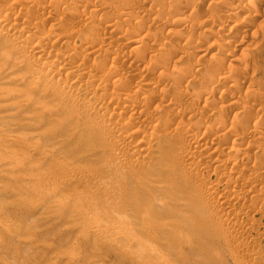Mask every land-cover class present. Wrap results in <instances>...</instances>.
<instances>
[{
    "label": "bare ground",
    "instance_id": "obj_1",
    "mask_svg": "<svg viewBox=\"0 0 264 264\" xmlns=\"http://www.w3.org/2000/svg\"><path fill=\"white\" fill-rule=\"evenodd\" d=\"M29 1L31 2V0H29ZM29 1L24 2L22 0H6V1L0 0V81L3 84H5V85L9 84V85L13 86V87L7 88L5 90L4 89H0V121H1L0 123H3V124L4 123H9V121L11 119H14L17 116H20V118L23 117L25 119L24 122H22V123L20 122L21 123L20 125L22 127L30 129V131H31V133H29V131H27L28 134H30V135L25 137V136L20 135V133H19V135H16L14 133V131L12 130V126L10 128L8 124H6V125H8V128H10L12 130V132L4 130V129H1V127H0V179L1 178L2 179L3 178H7V179H9L11 181L20 182L19 183L20 185L15 182V184L19 185V188H18V190L16 189V191H14V192L10 190V194H11V192H13V193L16 192L17 195L19 194L18 196H21V198H23L22 197L23 195H21V193L23 194V192H24V194H25V192L26 193L27 192H31L30 190H32V193L34 191L36 193L38 192V194H43L44 196L52 199V201L49 200V203H47L48 205L46 204L47 206H44L42 201L39 199V197L43 198V196H40L38 194L37 195L34 194L35 196H39V197H36L34 202L30 200L32 202L30 205L33 208H35V209L44 207V210L46 209L47 212H49V211L53 212V211H56L57 209L62 208V207L70 208L69 216L68 217L65 216V213H64V218L67 217L69 219L67 220L65 218L66 221L71 222V224L74 223V228L76 230H78V233L82 234L81 235L82 237L83 236L87 237L89 235H92V236L95 235V236H98V237L100 236L101 238H103V240L107 239L108 241H114V240L116 241L118 239H121V240L130 242V243H127V244L136 243L140 247L142 244H146L147 243V241H146V243L144 242L143 236L144 235L148 236V235H151V234H148L149 228L141 226L142 225L141 222L143 220L140 221V223H139L141 225L137 226L134 223V221L138 220V218H136V216H135V213L134 214L118 215V212H117L118 216H116V214H114L115 212H111V211H114V209H112V210L109 209V211L111 212L109 215H111V214L113 216L115 215L113 217V219H111L112 221L109 222L108 220L106 221L103 216H101L99 213H97V211H95V204L97 203L95 197L99 193H100L99 196H101L105 200V201L103 200L104 201L103 205H104V203L110 204V206L115 204L114 202H116V201H115L114 197L115 196L118 197V195L116 193L119 190L116 189L117 191H115V189H111L110 188L111 187V183L114 185V183H113L114 180H118L119 182L121 181V185H123L124 187H127V186L129 187L130 186V189L128 188V190H130L131 193H132L131 189L134 188V186L133 185H128L129 182H127V180L128 179H129L128 181L133 180L134 183L140 184L141 186H144V187L151 188L149 186H154L156 191H157V193H158L157 194L158 196L157 195L154 196L152 198L153 201L152 200L143 201V200H139V199H134V198H137L135 196L132 197V198H128L129 200H127L126 197H129L130 194L128 196H125V195H123L124 194L123 193L121 198H120L121 202H116V204L119 203L118 205H120V203L128 202V203H126V204H128V205H126V207H127L126 209H128L130 207V210L132 212H133L132 207H137L138 210H141V208H143L144 210H151L152 213L156 217H161V219L159 218L158 222L160 223V226L162 227L161 229L164 231V233L166 232L169 235V237L172 238L171 239V241H172V247H171L172 251L174 249H177L176 247L180 248L181 246H187V247H189L191 249L190 254L192 252V255L194 254V256L195 255L196 256H200V259H203L204 260L203 263H206V264H212V262L216 261V257L215 256H216V253L219 252V251L222 253L223 256L227 255L228 257H230L231 261L234 262V264H256V262L258 260L257 257H254L253 255H251V253L249 252L250 249H248L246 243H244L242 241L244 236H245V238H248V237H246V235H249L248 232L249 233L252 232V230L249 231L250 223H249V220H248L250 218V216H248V215L251 212L248 215L246 214L249 218L248 219L246 218L247 219L246 221H242L241 220L242 219L241 216L243 215L244 212L242 213L239 210L238 211L235 210L236 207H234V209H232V208H230V206H231V204L233 205V203H236L237 201H240V200L242 201V199H245L248 196L250 197V195H252L251 197H253V195H254L253 193H255L253 190L255 188L253 190L250 189V191H249L248 189L244 190V189L247 188L246 186H245L246 188H243V187L241 188L240 186H242V185H240L239 187L241 189H237L238 186H236V185H239L238 184L239 183V180H238V176L239 175L236 177V174H238V172H237L238 171V166H240L239 165L240 163L238 164V161H239V159H241V158H243L245 156L247 157L248 155H250V153L254 149H256L258 151H261L263 153L264 152V144H262V146L258 145L259 147H253L254 146L253 143H252L253 146L251 145V143H248V144H250L251 147L250 146L249 147L246 146L248 148H245V147L244 148H240V147L234 145V141H233L234 139L232 140L233 142H231L232 144H230V145H227V144L232 138H234L236 136H241V138L243 137L246 140L247 138L252 137L253 135L254 136H253L252 142H254L255 144L256 143L260 144L261 140H264V139H262L260 136L259 137H257V136L260 135L259 134V128L262 129L261 128L262 126L261 127H259V126L262 125V124L258 125V121L257 120L256 121L254 120V122H252V123L250 122L251 121L250 120L249 121L250 122L249 125L245 124L246 121H248V120L246 118H242V116L245 117V114H244L245 110H244V111H242V113L244 115L241 113L242 116L241 117L239 116V117L242 118L243 120L246 119L245 122H242V124H240L242 120L239 123V121L237 119L239 117L235 114V116H237V118L235 117V119L238 122L236 121L237 123H235L233 125H232L231 122H229L230 125H232L233 127L231 128V126H230V129L228 128V130H227V129H225L226 127L225 128L223 127V125L227 124L226 123V119L228 117L226 119L222 120L225 123H222L220 121L219 124H221V125L218 126V124H217V128L220 127V129H218V131H216L218 136H216L214 134L216 137H214V139H212V141L210 139V143H209V141L207 142L208 139H206V141H205L204 137H203L204 139L203 138H198L199 136L193 134L194 130H192V131H190V133L192 132V134H189L188 133L189 131L186 132V134H187L186 136L189 138V142H190L188 147H186L184 144H180L181 146L179 147L177 145V142L180 143V141H181V143H182L183 139H184V137H181L182 135L184 136V134H181V136L179 134V129L178 128L180 126L178 127V125H179L178 121H180V120L177 121V123H178L176 125L177 128L174 127L175 131L173 130V132H171V131L170 132L169 131L168 132H166V131L165 132L164 131L161 132L162 128L159 130L160 125H161V124L159 125V122L161 121V118L166 117L165 116V112H164V114H162L164 116L161 115L162 117L160 115H159L160 116L159 117L158 115H156L157 114L156 113L155 114L156 116L154 115L155 116V117L153 116L154 118L150 116L151 117L150 119L146 118L145 115H144L146 113V111H147V110L145 111V107L147 106V101L151 100V97L154 96V95L151 94L152 90L153 89L155 90L156 88L158 89L160 87V86L157 87L156 83H157V79L159 80L161 77H159L157 79L155 78L156 83L153 82V81H150V82H153L154 84L150 83L147 80V79H149V78H147L148 76L147 77L146 76L139 77L140 78L139 82H141V85H143L144 87L150 89L149 91H146V95H144V97L142 96L143 98L141 97V100L139 99L140 101H137L138 99L136 101L132 100L133 94L137 93V91L133 92V94L128 92L127 94H124L123 98L120 97V95L118 93H115V92H117V91L114 90V87H116L114 85L116 81H113V79L118 76V70H119L118 67L119 66L117 67V64H120L119 63L120 59H116V61L118 63L114 61V59L117 58V57H115V58L113 57L114 59L113 60L111 59L109 61L108 59H110V58H108V57H110L112 54L111 55L108 54L109 56L107 55V53L110 51L109 49L112 48L111 47L112 46L111 45L112 41L110 40L111 42L110 41L97 42V41H100L104 37L99 39V35L100 34L98 35V32H97L96 28H95V30H96L95 34H97L98 37H97V41H95L96 40L95 39L96 35L94 34L95 35L94 36L95 40L93 41L92 40L93 36L91 35V33H92V29L94 30V28L93 27L90 28L91 29L90 35H88V33H87L90 29H87L85 31L84 29L81 30L82 28H80V30H78V31L81 32V33H76V34L77 35L78 34L81 35V34H83L82 32L85 31L84 34L87 33V35L89 37L83 36L82 38H84L85 40L82 39L83 40V43H81L82 47H81V45L80 46H76V45H74L75 42H72L73 44H71L69 42V40L72 39V36L73 37L76 36L75 33L72 34V32L69 31V32H71L69 35H72V36H69L68 34H66V35L65 34L63 35L62 33L58 34L57 31L55 33L49 32L50 29H52V30H56L57 28L59 29V27H56V29L51 28L52 26L54 27V25H53L54 22H53V24L51 23L52 20L49 22L52 25L49 28L48 32H46L47 30L45 31L44 28H46L47 26L45 27L44 25H46L45 23H48L49 20H47V19H49L50 17L47 16V18H45V20L42 19L41 20L42 23H41V21H40L41 17H39V13H41L40 15L43 16V14L46 13L45 12L46 8L49 5L45 8V7L42 6L43 4L40 3L41 6H38V8L36 10H33L34 8L32 10H30L29 8H27L29 5H27V7H26L27 9H25V6H26L25 4H28ZM64 1L65 0H63V2ZM87 1H86V4H87ZM103 1H100V2H102V4H103ZM106 1H105V3H106ZM153 1H150V3H151L150 7L148 6L149 8L148 9L146 8L148 10V14L149 15H153L152 17L151 16L150 17L153 19V17L155 16L154 19H156V20L158 18H160V17L161 18H163V17L166 18L165 19L166 22H164L165 20L161 19V21L163 20V22L160 23V26L162 27L161 29H163V31L161 30V32H159L161 35H159V33L157 32V31L160 30L159 28H158L159 30L158 29L155 30L157 32L156 35H159L160 37H163L162 36L164 34L163 32H166L164 29H168L169 27L171 28V27H174V26L175 27L176 26H180L181 27V25H183L185 23H188L190 20L192 21V19H193V16L192 17L190 16V18H192V19H190V20L188 19L189 21L187 22L186 18H188V17H186V18L184 17L185 18L184 19V18H181L180 16H178V15H181V16L183 15L182 11H181V13L180 12L178 13V11L180 9V6H182L181 4L179 6V3L181 2V1L179 2V0H169V1H166V2H168L167 4L165 2L161 4V2L159 3V0H157L158 2L155 1V0H153ZM195 1L196 0H194V2ZM208 1L209 0H201V2L200 1H198V2H200V4H202V3H206V2L208 3ZM242 1H244V0H242ZM263 1L264 0H248V3L247 4L245 3L246 5L244 4V6H242L240 3L238 5L237 4L236 5H232V6L230 5L231 6L230 9H228L229 7L228 8L226 7L227 8L226 12L228 13V14L227 13L226 14L229 16V15H233V14L237 15V13H242V14H244L246 16V21L250 20V19H257L258 15L260 13L264 12V9H263V11L261 9L262 12L257 13L258 15H256L255 12H257V10L260 9L259 8L260 6L256 7V5L258 4V2L261 3ZM30 2H29V4H30ZM44 2L48 3L47 0L43 1L42 3H44ZM66 2H67V0H66ZM100 2H96L97 6H95L93 4L94 6H93V9L91 10L92 13H90V11H89L90 15H92L90 18L95 19L93 17V14L96 17H97L96 14H101L100 17L101 16H103L104 18L106 17L105 19H102V20H105V24H106L104 28L110 29L109 32L110 33L113 32V34L117 30V25H115V20L116 19H120L121 22H123L125 25L129 24L128 22L131 20V10H134V8H137L134 5H130V3L128 5V2H126V0H110V2L108 1V4L111 3V5L116 6L115 9L117 10L116 11L114 9L115 11L113 10L114 12H112L111 6H109L110 9H111V12H112V13H110V10H109V12H107L108 10L106 11L105 7H101L102 5H101ZM129 2H131V1H129ZM147 2H149V1H147ZM155 2L157 4H159V5L155 4ZM185 2H187V0H185ZM220 2H221V0H220ZM234 2H235V0H234ZM70 3L72 5L74 4L72 2H70ZM98 3L101 6H99ZM211 3L209 5H211ZM35 4H36V6H35V8H36L37 7V2H35ZM75 4H74V6H77V2ZM163 4H166V7H167L166 11H165L166 7H164L165 5H163ZM185 4L186 3H184V5ZM188 4H186V5H188ZM200 4L198 3V5H200ZM55 5H56L55 7L58 8L57 12L60 11V4L58 6H57V4H55ZM192 5L193 4H191V6ZM217 5H218V3H217ZM215 6H216V4H215ZM221 6H222V4H221ZM221 6H219V7H221ZM228 6H229V2H228ZM50 7H52V5H50ZM188 7H190V6L188 5ZM194 7H195V5H194ZM201 7H203V6H201ZM30 8H32V6ZM208 8L212 9V7H208ZM49 9H51V8H49ZM69 9H70V7H69ZM183 9H185V8H183ZM195 10L196 9H194V11ZM205 10H208V9H205ZM214 10L217 11L218 8L217 9L214 8ZM220 10H222V9H220ZM37 12H38V17L40 18V19L38 18L40 22H38V21L36 22ZM76 12H74V11L72 12V10H71V14H70L71 16L69 15L70 16L69 18L73 17L74 13L76 15L78 14V16L80 17L79 13H76ZM221 12H220V15H221ZM68 13H70V12H68ZM193 13L194 12H192V14ZM206 13H208V12H206ZM54 14H55V12L53 13V15ZM66 14L67 13H65L64 15H66ZM210 14L213 15V13L209 12V16H210ZM226 14H225V16H226ZM46 15H44V17ZM149 15H148V17H149ZM261 15H259V16H261ZM238 16L241 17V15H239V14H238ZM56 17H57V15H56ZM203 17H205V16H203ZM212 17H213V20L216 18V17L214 18V15H213V16H211V19H209V18L208 19L211 21ZM235 17L239 18L237 16H233V18H232V16H231L232 19H235ZM261 17H263V16H261ZM62 18H64V17H62ZM62 18L59 21H61V24L64 23L63 24V28H64L65 25H66L65 23H67V21L62 22L63 21ZM141 18H143V17H141ZM227 18L228 17H226V19ZM92 19H90V23H91ZM146 19H148V18H146ZM146 19L144 20V19L135 18L134 21H133L135 23L131 25V27L129 28L128 31L127 30L125 31V34L123 33V30H122L123 34L120 33L121 30L119 31L120 34H118L119 36H117V40L119 38L121 40V42H123L127 46L126 48L129 51L127 50L128 53H126L127 54L126 56L127 57L129 56L128 59L131 58L132 60L137 62V64H138V61L140 62V59H142L144 57V55L146 57L147 52L145 54V51H147V50L150 51V48L147 49V47L153 46L154 47L153 53H155L153 56H154L155 60L158 57H160L158 59L162 62L161 59L163 57L166 58L164 60V62L161 63V62L157 61L156 64L158 65V64L161 63L162 65H164L163 63H165L167 61V58H168L167 55L171 54V52L173 53V51H171L167 55L165 53L166 47L167 46L169 47L171 44L170 45L168 44V43H170L169 41L165 42L166 44H163L161 42L158 43V41L160 39L159 36L153 35L152 32H150L152 34V36H151L149 31H148V33L146 31L145 35L139 36L138 35L139 32H141V30L143 31V28H147V27H144V25L146 26V23H145ZM169 19H171V21ZM208 19H207L208 22H206V19H204L205 22L203 20L201 25L208 26V27L211 26L207 30V32L209 34H211V35H215V27H212V25L208 24L209 23ZM220 19L221 18H219L218 20H220ZM241 19H242V17H241ZM98 20H99V18H98ZM100 20H101V18H100ZM167 20L170 21V22H168ZM244 20H245V17H244ZM148 21L150 23L151 20H148ZM233 21L231 20V22H233ZM94 22H95V20H94ZM103 22L104 21H102V23ZM151 22H153V25L159 24V23L155 22V20H153ZM193 22H194V26H195L197 23H195V21H193ZM234 22H236V21H234ZM242 22H243V19H242ZM55 23H57V19H56ZM93 23H91L92 26H93ZM123 23H122V25H123ZM214 23L215 22L213 21V24ZM243 23H242V25L240 24L238 26H236V24L234 23L235 24L234 27H238L236 32L239 33V31H243L244 33H246L245 30H246L247 26L249 25V23L248 24L247 23L243 24ZM252 23L253 22H251V24ZM61 24H59V25L62 27ZM188 24H187V26H188ZM41 25L44 26L43 29H41V27H40ZM68 25H70V23H68ZM71 25H72V23H71ZM118 25L122 26L120 23ZM125 25H123V27H125ZM90 26L87 25V26H84V27L88 28ZM127 26L128 25H126V27ZM249 26H251V25H249ZM185 27H186V25H185ZM185 27H184V29H185ZM188 27H191V25H189ZM192 27H193V25H192ZM252 27L253 26H251V28ZM63 28H61V29L62 30H66V28L65 29H63ZM135 28L138 29V32L136 31L137 29H135ZM61 29L58 30V32L61 31ZM100 29H102V28H100ZM118 29H119V26H118ZM126 29H128V28H126ZM153 29H155L154 26H153ZM219 29H221V28H219ZM231 29L228 30V31H231ZM173 31L174 30H171L170 32L173 33ZM177 31H179V30H177ZM189 31H191V30H188V31L184 30V32L183 31H181V32H182V35H183L184 33H188ZM228 31L226 30V35H227ZM254 31L255 30H253L252 32H254ZM62 32H64V31H62ZM73 32H77V31H73ZM181 32H180V34H181ZM67 33H68V31H67ZM105 33H106V31H105ZM232 33L234 34L235 31H233ZM108 34L109 33H106V35H108ZM166 34H167V32H166ZM192 34L193 33H191L190 35H192ZM246 34H244V35H246ZM254 34H256V33H254ZM174 35H177V34L175 33ZM179 35H177V37ZM187 35L188 34H186V36L185 35L184 36L187 37ZM248 35H249V37L251 36L250 34H248ZM248 35H247V38H248ZM257 35H258V32H257L256 36ZM261 35H263V34H261ZM154 36L156 38H158V41L155 40L156 38ZM166 36H168V35H166ZM166 36L164 35L165 38H166ZM184 36H183L182 39L179 36L178 37V42H179V39H181V42H182V40L184 39ZM192 36H191V39H192ZM174 37H172L173 41H174V39H177L176 36H174ZM188 37H190V36H188ZM232 37H234V36H232ZM254 37H255V35H254ZM79 38H81V36H79ZM114 38H116V37H114ZM228 38H230V36ZM109 39H110V37H109ZM170 39H168V40H170ZM260 39H261V37H260ZM172 40H170L171 43L173 42ZM188 40H189V38L186 41L188 42ZM164 41H166V40H164ZM186 41L184 43H186ZM232 41H228L226 39H223V44L220 45V47L222 46L221 48H224L223 51L224 50L225 51L228 50L227 48H226L227 49L226 50L225 47L231 45V44H229V42L232 43ZM241 42H239V43H241ZM180 43L178 44L179 46H180ZM189 43H190V41L188 43H186V45L188 46ZM62 44H66L65 52H61L60 51L61 48L59 50L57 49L58 48L57 46L58 45L62 46ZM236 44L238 45V43H236ZM242 44H244V43L242 42ZM174 45L175 44H172V46H174ZM176 45H177V43H176ZM116 46H117V50H118V45H116ZM172 46H170V47L172 48ZM175 46H174V48H175ZM187 46H186L185 49H188ZM232 46H233V44H232ZM113 47H114V45H113ZM174 48H173V50H176L175 52L178 51L177 53L179 54V51H180L181 48L179 50L177 49V47H176V49H174ZM243 49H244V45H243ZM182 51L184 52V49ZM232 51H236V50H232ZM245 51H247V48H245ZM113 52H116V50L113 51ZM236 52L238 53V51H236ZM150 53H151V51H150ZM235 53H232L230 55L233 56V54H235ZM240 53L241 54H245L246 52H243V50H241ZM151 55H149V56L152 57ZM162 55H164V56L162 57ZM222 55H224V54H222ZM227 55H229V54H227ZM245 55H247V53ZM219 56L218 57H217V55L215 56V57H217V59H215V57L213 58V59H215V64H221L223 62L224 64L227 63V65H228V64H230L229 63L230 61H233V59H230V57H232V56H230L228 59L225 57L226 59H224V60H220L221 57H219ZM248 56H250V58L253 59V56L251 54L248 55ZM182 57H180V58H182ZM243 57H245V56H243ZM147 58H145L144 61H146ZM171 59H172V57H171ZM171 59H169L170 63H171ZM213 59H212V61H213ZM252 59H250V60L252 61ZM148 60H151V59L149 58ZM253 60H255V59H253ZM97 61H99V62H97ZM123 61L127 62V60H123ZM123 61L121 62V64L124 63ZM144 61H141V64ZM102 62H104L105 65ZM108 62H109V66L108 67L110 69V73L107 74V75L98 76L97 71H99L101 69L100 67H102V66H104V68H105V66H107L106 64H108ZM78 63H80V64H78ZM130 63H132V62H130ZM130 63H128V64H130ZM150 63L147 61V64H150ZM182 63H185V62L183 61ZM189 63L192 65V62H189ZM247 63H248V61L245 62V64H247ZM252 63H253V61H252ZM167 64H169V61L167 62ZM185 64L187 65L188 63H185ZM190 64H189V67H190ZM206 64H207V62H206ZM245 64H243L244 68H245ZM157 65L152 64V67H155ZM198 65L199 64L193 65L191 68L192 69H196V68L198 69ZM201 65L203 66V63H201ZM123 66H124V64H123ZM148 66H150V65H148ZM148 66H146V67L148 68ZM170 66L171 65L167 66V68L168 67L171 68ZM187 66L186 67L184 66V68H187V69H182L181 71H185V70L190 71V68L188 69ZM208 66H209V64H208ZM210 66H211V62H210ZM224 66H222V67L225 68ZM231 66L234 67V65H230V67ZM251 66L254 67L255 65L253 64ZM128 67H129V65H128ZM128 67H127V69H128ZM130 67H131V69L133 68L132 66H130ZM146 67L143 68V70L144 69L146 70ZM176 67L177 66L175 65V67H174L175 69L174 70L177 69ZM216 67H217V65L213 69L215 70ZM200 68H202V67L200 66ZM205 68H203L202 71H204ZM221 68H220V65H219L218 69L220 70ZM223 68H222V70H223ZM231 68L228 69V70H231ZM237 68L239 69L240 67H237ZM237 68H235L234 70H236ZM244 68L239 69V70L242 71V70H244ZM247 68H249V66H246L245 69L248 70ZM102 69H103V67H102ZM134 69L135 68H133L132 70L134 71ZM150 69L148 71H150ZM159 69H161V68H159ZM163 69H165V68H163ZM172 69L173 68H171V70ZM213 69L212 68L208 69L210 71H208L207 68L205 69V73L206 74L208 73V75H210L209 72H211V74H212L211 78L210 77L208 78V75H205L202 72L205 77L207 76L208 79H206V78L205 79H201V81L203 80V82H201V83H203V85L205 87H207V88H211V89L215 88L216 89L218 87V85L220 84L219 83V79H221L223 75L220 76V78L218 77L219 79L217 78V80H216L214 78L216 76L213 75V74L214 73L216 74V72H218V70L216 72H214ZM167 70H165V73L167 74V76H166L167 78H164V79H167V82H169L170 80L173 79L172 78L173 75L169 74L173 70L171 72L168 71L169 73L167 72ZM225 70H226V68H225ZM228 70H226V72ZM234 70H233L232 74L235 75V74L239 73V71H237V70L236 71L238 73L236 71H235L236 72L235 73ZM106 71H107V69H106ZM133 71H131V73ZM155 71H157V69H155ZM155 71L153 69V71H151V73H155ZM178 71L181 74L180 68H179ZM178 71H175V72L178 73ZM197 71L198 70H196V72ZM249 71H251V70H249ZM160 72H159V76H161V74H164L163 73L164 71L161 72V73ZM185 72H184V74H185ZM196 72H195V74H196ZM99 73H100V71H99ZM103 73L105 74V70L103 71ZM103 73H100V74H103ZM176 73L174 75V79L172 80L174 82L176 81L175 79H178V78L182 79V77H180V76H183V77L186 76L187 77V73L184 76V74L182 72V75L178 74L180 76L177 75L178 78H176L177 77ZM202 73H200L199 76L201 75V77H203ZM222 73H224V72H222ZM244 73L242 71V73L241 74L239 73V74L241 76L242 74L244 75ZM248 73H250V72H248ZM254 73H255V71L252 72V74L250 76H252ZM123 74H125V73H123ZM123 74H121V75H123ZM127 74H129V73H127ZM127 74H126L125 80H128L129 78H131L133 76V74L132 75H127ZM139 74H141V73H139ZM139 74H138V76H139ZM188 74H192L193 75L192 72L188 73ZM232 74H231V71H230L228 74L223 76V79H224L223 81H225L224 84L225 85H229V88L235 86L236 84H237L236 86L240 87L239 84H242V83H240V82L237 83L238 81H236V84L234 85V83H235L234 79H236V78H235V76H232ZM135 75H134V77L136 78L137 75L136 76ZM192 75H191V77H192ZM194 75H193V79H194V77H196ZM245 75L243 76V78L247 76V75L246 76ZM248 76H249V74H248ZM117 78H116V80H117ZM168 78H172V79L169 80ZM119 79H121V78H119ZM193 79H191V80L193 81ZM197 79L200 80V77H198ZM197 79L194 80V81H197ZM245 79L243 81H247L248 80V79L247 80H245ZM125 80L123 78V81H125ZM237 80H238V77H237ZM240 80L242 81L241 78H240ZM163 81L164 80H162V82ZM256 81H257V79H256ZM126 82H129V80L125 81V83L122 82V83H124V86H126L125 84H127V86H126L127 88L126 87L125 88L126 89L131 88V87L128 86V84H130L131 82L130 83H126ZM158 82H161V81H158ZM167 82H163V83L165 84ZM181 82H182V80H181ZM118 83L121 84V81L118 82ZM183 83H185V82L183 81ZM183 83H181V84H183ZM250 83H251V87L255 86V85H252V83H253L252 81ZM3 84H0V86L3 85ZM181 84H180V86L176 84L177 86H179V89L182 86ZM192 84L194 85L195 82L192 83ZM248 84H249V82H248ZM253 84H255V83H253ZM119 85H117V86L119 87ZM166 85L167 84H165V86ZM203 85L202 86H198V87H201V90H202ZM220 85H223V84H220ZM261 85L264 86V83L260 84V86ZM120 86H122V85H120ZM177 86H176V90L178 89ZM256 86H257V84H256ZM167 87H165L166 88L165 90H167L166 92H168L169 87H172V86H167ZM173 87H174V85H173ZM262 87H261V90L263 89ZM125 88L121 87V89H123V90H125ZM183 88H185V87L183 86ZM183 88H182V90H183ZM193 88H192V92L191 93H192L193 96L195 95L194 97H198V96L200 97L201 96V98H202V96L205 95V94L202 95V93L207 92V94H208V89H207V91H206V89H204L205 92H202L200 90V88H199V90H196L197 88L195 86L196 89L194 88L195 89L194 91H196V92L193 93ZM121 89H118V90H120L122 92ZM161 89H163V88H161ZM235 89H236V87H235ZM173 90H175V89L173 88ZM173 90H171V92H173L171 94V96L175 92ZM184 90H185L184 93L187 92V89H184ZM253 90H251V91H253ZM128 91H129V89H128ZM161 91H159V92H161ZM180 91H181V89L179 90V92ZM197 91H198V94H197ZM199 91H201V93H200L201 95L199 94ZM217 91L214 90V92H217ZM221 91H222V87H221ZM227 91L229 92V90H227ZM245 91L243 93V96L245 94V98H243L242 96L241 97L243 99H247L249 101L248 97L246 98V94L248 93L247 92L248 89H247L246 92ZM251 91H249V92H251ZM156 92L158 93V91H156ZM179 92H177V93L179 94ZM211 92L213 93V90ZM226 92H225V94H226ZM254 92H256V90H254L251 93H253V95H258V92H257V94L254 93ZM184 93H182L181 95L182 96H188V94L186 95ZM153 94H155V93H153ZM196 94H197V96H196ZM261 94H264V93H261ZM160 95H161V93H160ZM165 95L166 94L163 93L162 97L163 96H164L163 98L167 97ZM190 95L191 94H189V96ZM239 95H241V94H239ZM169 96H170V93H169ZM176 96L177 95H175V97ZM236 96L237 97L235 99L238 98V94ZM192 97H188L187 98L189 103H192L190 105L188 103V105L190 106L189 107L190 110H191V105L193 106L194 103H196L197 100L198 101L202 100V99L199 100V98H197V100H196V98L193 99L194 97L193 98ZM251 97H252V95H250L249 98H251ZM257 97L255 96V99ZM260 97H261V100H262L263 97H262V95L259 94V98ZM163 98H161V99H163ZM177 98H179V97L177 96ZM219 98H220V96H219ZM242 98H240V101L242 100ZM161 99H160V102H161ZM252 99H253V97H252ZM255 99H254V101H255ZM233 100H234V97H233L232 101H230V104H229L230 108L237 109V107H238V109H239V106H241L242 101L240 102L238 100L239 101V103H238V101L234 102ZM261 100H260V102H261ZM164 101L165 102L163 103V105L166 103L167 100L164 99ZM198 101H197V103H199ZM254 101H252V104H253ZM172 102H174V101H172ZM249 102H247L246 105ZM150 103H152V102H150ZM236 103H238V104H236ZM148 104H149V102H148ZM166 105L164 107H169L170 108V107H174L175 106V104H173V103L171 104V101H170V104L168 103ZM249 105H250V103L247 106H249ZM254 105H256V104L254 103ZM150 106H151V104H150ZM156 106H155V108H153L154 112H158L159 111V110L158 111L156 110V108L159 107V106H157V107ZM195 106H196V104H195ZM203 106H202V108H203ZM244 106L245 105H243V107ZM258 106H260V105H258ZM262 106H261V108H262ZM148 107H146V108H148ZM160 107H161V104H160ZM160 107H159V109L162 110V107L161 108ZM149 108H151V107H149ZM204 108H207V107H204ZM244 108H242V110ZM197 110H199V109H197ZM206 110H205L204 113L205 114L207 113L206 115H208L209 112L208 111L206 112ZM221 110L220 109H219V111L217 110L219 112V115L221 113ZM261 110L262 109H260V111ZM150 111H152V110H150ZM181 111L182 110H180L179 112L181 113ZM187 111H189V110L187 109ZM201 111H199V112H201ZM179 112L177 111V114L181 116L182 114H179ZM183 113H184V111H183ZM185 113L182 115V117L185 116ZM215 113H216V111H215ZM223 113L224 112H222V114ZM225 113H227L226 110H225ZM123 114L126 117H124L123 119H120L121 115H123ZM224 114L222 115L223 118H225ZM237 114H239V113H237ZM259 114H261V113H259ZM199 115H200V113H199ZM206 115L202 116V118L206 117ZM261 115L264 116L263 113ZM256 116H257V118L259 117V115H256ZM263 116H262V118H263ZM148 117H149V115H148ZM209 117H210V115H209ZM214 117H215V115H214ZM216 117H217V119L220 118L219 116H216ZM190 118H192V120L194 119L191 116H190ZM202 118H200V119H202ZM165 119H167V117ZM179 119H181V118L179 117ZM217 119H215L214 121H216ZM252 119H254V117ZM260 119H261V116H260ZM17 120H14V121L17 122ZM219 120L220 119H218V121ZM19 121H21V119H19ZM19 121H18V123H19ZM167 121H165V122H167ZM188 121H189V119H188ZM195 121H196V118H195ZM209 121H210V119H209ZM214 121H213V124H211V125L215 126L218 121H216V122H214ZM262 121L263 120H261V123H264ZM202 122L209 123L208 121L206 122L205 120L202 121ZM202 122L200 120V130L201 131H202L201 127H203L202 126V124H203ZM170 123L171 122H169L168 124H170ZM193 123H190V124H193ZM196 123H197V121H196ZM205 123H204V125H205ZM3 124H1V125L3 126ZM139 124H142V125L145 124V126L147 127L146 128V132L144 130H140V128L137 127V125H139ZM168 124H167V126H168ZM171 124H173V123H171ZM6 125H4V126H6ZM194 125H192V126H194ZM198 125H199V121H198L197 125H195V127H197L198 130H199ZM206 125L205 126L208 127V124H206ZM244 125H246V126H244ZM145 126H144V128H145ZM167 126L165 125L166 128H167ZM174 126H175V124H174ZM214 126H212V127L214 128ZM224 126H226V125H224ZM243 126L245 128H243ZM263 126H264V124H263ZM18 127H19V125H18ZM46 127H47V129L45 131L44 129ZM168 127L170 128L171 126H168ZM206 127H204V128H206ZM3 128H5V127H3ZM13 128L14 129H18L15 126ZM48 128H50V129L48 130ZM166 128H165V130H166ZM209 128H210L209 132L213 133V131H215L216 127L213 129V131L211 130V127H209ZM188 129L191 130L190 126L188 127ZM43 130H44V132H42ZM195 130H197V129L195 128ZM19 131L21 132V130H19ZM22 131L26 132V130H22ZM22 133L23 132H21V134ZM182 133H184V131ZM199 133L201 135V132H198L197 134H199ZM207 134L208 133L206 132V134H203V135H206L205 137L208 138V136H210L211 134H209L208 136H207ZM37 138H39L41 140H37L35 142V139H37ZM210 138H212V137H210ZM244 139H242V140H244ZM242 140H241V142H245V143L247 141V140L246 141H242ZM71 143L72 144L75 143V146L73 147V149L71 151V153H72L71 157H68L66 155V152L68 150H71V149H69V148H71V147H69V146L72 145ZM221 143H223L225 146L227 145L226 146L227 148L225 147L226 151L223 150L224 149L223 147L221 148ZM239 144L241 146H244V143L243 144L239 143ZM251 148H252V150H251ZM62 149H64V151H65V149H68V150L62 154V152H63ZM202 151H204V152L208 151L210 155H215V157H214L215 159L212 160V162H213L212 164L213 165L210 163V159H208V160H209V163L211 164V166H209L210 164L207 165L205 162L198 165V163H196L194 161L196 156L200 157V154H201ZM69 153L70 152H68V154ZM205 154H204V156H205ZM261 154H260V156H261ZM97 155L98 156L99 155H101V156L105 155V157H102L103 159L101 158L102 162L98 160L99 157ZM210 155L209 156L207 155L208 157H203V158L207 159V158L210 157ZM201 156H203V155L201 154ZM252 156H253V154L251 155V158H252ZM96 158H97V160H96ZM255 158H259V160L257 159L255 161ZM260 158H264V156L263 157H255L254 156V161H255L254 163L258 164V163H256L258 161H259V163H261V161H263V160L260 161ZM248 160H251V159H248ZM97 161H99V162H97ZM79 162L80 163L82 162L83 164L81 163L82 164L81 165ZM87 163H89V164L90 163H94L95 165L97 164L96 165L97 167L95 165L93 166V164L92 165H88ZM199 163H201V161ZM242 163L243 162L241 161V165H242ZM100 164H101V167L103 169L106 168L107 164H108L107 166L111 165V166H109L111 168V170L108 169L106 171L107 177L106 176L103 177L104 176L103 175L102 176L103 178H100L98 176V170L102 169V168H100L98 166ZM227 164L230 165V167L228 165L230 171L228 173H226V174L224 173L225 175H224L223 179L221 178L222 179L221 180V184H223L222 181L224 180V183L227 185V188L232 186L231 188H233V189L230 191L231 192L230 194L229 193H228V195H223V194L220 195V193L218 194L217 193L218 191L216 190L217 189L216 187L218 185H216V187H215L214 184H216V183H214V184L211 183V181L205 176L204 177L207 178V179H205V178L204 179L208 180L209 182L201 181L202 178H199L200 180L198 179V176L200 177L202 175H207V174H204V173H209L208 171L210 169H211V172H213L212 170H214V169L216 170V171L215 170L214 171L217 172V171H219L217 169H220V168H221L220 171H222V169H223L222 167H225V165H227ZM200 165L202 167H200ZM244 165H246V162L244 163ZM248 165H249V163H248ZM250 166H252L251 165V161H250ZM259 166H261L263 168L262 164H260ZM259 166H258V168H259ZM244 167H243V171L246 168V167L245 168ZM239 168H240L239 170L241 171L242 167H239ZM247 168H246V171L250 172L252 174L251 175L249 173L251 176H253L254 181L258 180L259 179L258 177L261 178L260 179L261 181L263 180L262 178H264V171L263 172H256L255 171L254 172V170L252 168L251 169L248 168V170H247ZM258 168L256 167L254 169L257 170ZM213 174H214V172H213ZM215 174H218V172L215 173ZM244 174H246V173H244ZM249 174H247V175H249ZM216 178H218V177H216ZM216 178H214V179H216ZM240 178H241V176H240ZM243 178L244 177H242L241 179H243ZM2 179H1V181H2ZM247 180L249 181V179H246V183H247ZM1 181H0V183H1ZM8 181L5 180L7 186L9 184ZM213 181H217L218 182V180H213ZM244 181H245V179L243 180L242 183H244ZM248 183L251 184V182H248ZM260 183H262V182H260ZM3 184H2V186H3ZM131 184H133V183H131ZM219 185H220V183H219ZM257 185H261V184L257 183ZM2 186H1V188H2ZM13 186L14 185L12 183V187ZM16 187L17 186H14L13 188H16ZM69 187H72V189H70ZM260 188H262V187L260 186ZM13 190H15V189H13ZM258 190H260V189L258 188ZM1 191H2V189H1ZM1 191H0V194H2ZM6 191H7V189H6ZM258 192L260 193L261 191H258ZM119 193H120V191H119ZM133 193H134V191H133ZM133 193L131 195H133ZM27 194H25V195H27ZM154 194H156V192ZM6 195H8V194H6ZM30 195L27 196V199H28V197L32 196V195L31 196ZM213 195H216L217 199H218L215 202L212 201V199H211V197ZM256 195H257V193H255V196ZM261 195H262V193H261ZM261 195H259V196H261ZM143 196H145V195H143ZM259 196L257 195L256 197L259 198ZM32 197L30 199H33ZM5 199H7V198H5ZM12 199L16 200L17 198L14 197ZM18 199H20V198H18ZM27 199L22 200V202L23 201L25 202ZM98 199H99V197H98ZM112 199H114V202H113ZM118 199H119V197H118ZM220 199H222L221 202L219 201ZM260 199L261 198H259V199L255 198L256 201H253V202L261 201ZM1 200H2V198L0 199V201ZM166 200H170V201L165 203ZM247 200H248V198H247ZM3 201L5 203L7 202L5 200H3ZM10 201H13V200L10 199ZM13 202H15V201H13ZM129 202H131L133 204H131ZM181 202H183L182 206H179ZM262 202L260 204H262ZM8 203H9V201H8ZM15 203H17V202H15ZM18 203H20V202L18 201ZM244 203L245 202H243L242 204H244ZM246 203L248 204V207H249V203H251V202L247 201ZM165 204H172L173 206H166ZM238 204H239V202H238ZM5 206H7V205H5ZM18 206H19V204H18ZM9 207H10V205H9ZM179 207H181L180 208L181 210L179 209ZM182 207H184L187 211H182V209H183ZM253 207H255V206H253ZM262 207H264V206H262ZM117 208L119 210L120 207H117ZM28 209H29V207H28ZM100 209L101 208H97V210H100ZM253 209H255V208H253ZM106 210H103V212L105 211V214H106ZM124 210H125V208H124ZM244 210L247 211V208L244 209ZM262 210L264 211V208ZM256 211H258V209ZM41 213H40V217H41ZM57 213L59 214V212H57ZM126 213H127V211H126ZM255 213H257V212H255ZM38 214H39V212H38ZM47 214H49V213H47ZM252 214H254V213L252 212ZM52 215H53V213H52ZM54 215H55V213H54ZM67 215H68V213H67ZM106 216H108V215H106ZM171 217H173V218L171 219ZM108 218H109V216H108ZM162 218H164V220ZM260 218H261V216L257 220L259 221ZM5 219H6V217H5ZM140 219L141 218L139 217V220ZM165 219H166V221H165ZM157 220H155V221H157ZM252 220H254V219L252 218ZM62 221H64L63 223H65V225H66L65 220L63 219ZM148 222H150V221H148ZM254 222H257V221H254ZM254 222H253V224H254ZM147 224L145 226H147ZM156 224H157V222H156ZM182 224H187V227H189L190 229L186 230V231H181V234L172 229L174 227V225L176 227H178V226H181ZM10 225L12 227H15V225L14 226L12 224H10ZM68 226H69V224H68ZM68 226H67V228H68ZM70 226H69V228H70ZM260 226H261V224H259V227ZM262 226H264V224ZM0 227L2 229H4V230L6 228H7V230H9L8 229L9 226H7L6 224L1 223V222H0ZM72 227H73V224H72ZM149 227H150V224H149ZM150 229H152V228H150ZM250 229H253V228H250ZM7 230H5V231H7ZM194 230L200 231V234L194 233ZM255 230H257V229H255ZM9 231H11V230H9ZM13 231L14 230L12 229V232ZM16 232L14 231L13 234H16ZM13 234H11V235H13ZM263 234H264V232H263ZM76 235H78V234H76ZM152 235H153V233H152ZM163 235H165V234H163ZM261 235H262V233H261ZM250 237L251 236H249V238ZM255 237H257V236H255ZM144 238H146V237H144ZM151 238H153V236L152 237L150 236L149 240ZM260 238L261 237H259L258 239L260 240ZM91 239L94 240V238H91ZM146 239H148V238H146ZM159 239L157 238V240H159ZM98 240H99V238H98ZM107 240H105L106 241L105 243H107ZM151 241L152 240H150L149 243H152ZM27 242H28V240H27ZM93 242H95V241H93ZM140 242L141 243L143 242V243L141 244ZM165 242H167V241H165ZM247 242H248V240H247ZM123 243H125V242H123ZM253 243H255V242L253 241ZM103 244H104V241H103ZM123 245H125V244H123ZM131 245H134V244H131ZM110 246H111V244H110ZM152 246H154V244ZM251 246L252 245H249V247H251ZM256 246H259V244L255 245V247ZM130 247L128 245V247H126V248L128 249ZM149 247L150 246L148 244V252H147L148 254H153L154 255V254H157V252L159 254H161V253L165 254L164 251H165L166 248L163 247V246H161V247H163L165 249L162 248V250H164V251L161 252V253L158 251V250H160L159 248L156 249L157 250V252H156V250L153 247H150V248ZM253 247L254 246H252V249H253ZM93 248H95V247H93ZM122 248L124 249V247H122ZM140 249H141V247H140ZM171 249H170V251H171ZM259 249H260L261 252L264 251V250L262 251L261 248H259ZM114 250H116V249H114ZM141 250H140V252L139 251L136 252V250H135V251H133V252H135V254H133V253H132L133 255L131 254L132 257L135 256L136 258H139V260H137V261H140V263H141V259H142V255H143V254H141ZM124 251H126V250H124ZM145 252H144V255H145ZM173 252H175V250ZM173 252H172V254H173ZM180 252H181V250H180ZM248 252L250 253L249 255L247 254ZM254 252H256V251H254ZM254 252H252V253H254ZM261 252H260V254H261ZM147 253H146V255H147ZM257 253H258V251H257ZM66 254L69 255L68 253H66ZM76 254H78V253L76 252ZM76 254H74V255H76ZM159 254H157V255H159ZM260 254H257V255H260ZM165 255H167V253ZM162 256L164 257V255L161 254L160 257H162ZM166 257H164V258L166 259ZM170 257L171 256L168 255L169 259H170ZM173 257H171V259H170L171 262H168L166 264H176V263L178 264L179 262L177 260H175L176 263L172 262L178 256L176 257V255H175L174 259H172ZM262 257H263V255H262ZM144 260L145 259H143V262L145 264V262H147L149 259L147 261L146 260L144 261ZM161 263H162V259H161ZM164 263H165V261H163V264ZM147 264H148V262H147ZM153 264H155V263H153ZM180 264H182V263L180 262ZM261 264H262V261H261Z\"/></svg>",
    "mask_w": 264,
    "mask_h": 264
},
{
    "label": "rangeland",
    "instance_id": "obj_2",
    "mask_svg": "<svg viewBox=\"0 0 264 264\" xmlns=\"http://www.w3.org/2000/svg\"><path fill=\"white\" fill-rule=\"evenodd\" d=\"M4 1H6V0H4ZM22 1H24V2H27V1H29V0H22ZM33 1V2H32ZM40 1V2H39ZM42 0H31V2H30V4H29V2H28V4H25L26 6H25V9H27V8H29L30 10H32L33 8V10H36L37 8H38V6H41V4H43L42 6L43 7H47L48 5V7L46 8V13H44L43 14V16L42 15H40L41 13H39V17H41V19L38 17V12H37V17H36V22L38 21V22H40L42 19H44L45 20V18H47V16L48 17H50L49 19H47V20H49L48 21V23H45L46 25H44L46 28H44V26L43 25H41L40 27H41V29H43L44 28V30L46 31V32H48V30H49V28L51 27V25L53 24V22H54V27L52 26L51 28H53V29H56V27H59V29L57 28L56 30H52V29H50L49 30V32H51V33H55L56 31H57V33L58 34H70L71 32H72V34H74L75 33V35L76 36H72V35H69V36H72V39H70L69 40V42L71 43V44H73L72 42H75L74 43V45H76V46H80L81 45V47H82V44L81 43H83V40H85L84 38H82L83 36H85V37H89L88 35H90V32H91V27H93L94 28V30L92 29V33H91V35L93 36L92 38V40L94 41L95 39V41H97V37H98V35H99V39H101L102 37H104V38H102L100 41H97V42H101V41H112V43H111V47L112 48H110L109 50V52L107 53V55L109 54V55H111L110 57H108V58H110V59H108L109 61L112 59H114L115 57H117V58H115L114 59V61L115 62H117L116 61V59H120L119 60V63L120 64H117V67H118V78H117V80H116V78H114L113 79V81H116L115 82V86L117 87H114V90L115 91H117V92H115V93H118L119 95H120V97H124V94H127L128 92H130V93H132L133 94V92H135V91H137V93H135V94H133V98H132V100L134 101H136L137 99V101H140L141 100V97L143 96L144 97V95H146V91H149L150 89L149 88H146V87H144L143 85H141V82H139V80H140V78L139 77H144V76H148L147 78H149V79H147L146 77V79L150 82V81H153V82H155L156 83V80H155V78L157 79V78H159V77H163L162 79L160 78L159 80L157 79V83H156V85H157V87L158 86H160L158 89L156 88L155 90L156 91H158V93L153 89L152 90V95H154L153 97H151V100H149V101H147V106L146 107H151V108H146L145 107V111H146V113L144 114L145 115V117L146 118H151V117H153L156 113V115H162V114H164V112H165V116L167 117V119H165L166 117H163V118H161V121L159 122V125H160V128H159V130L161 129V132L162 131H166V132H173V130L175 131V129H174V127H176V125L179 123V125H178V129H179V134H180V136H181V134H184V136L182 135L181 137H184V139H183V142L181 143V141H180V143L179 142H177V145L180 147L181 145L180 144H184L186 147H188V145H189V138L186 136L187 134H186V132H188L189 134H192V132L190 133V131H192V130H194V132H193V134H195V135H197V136H199L198 138H203L205 141H206V139H208L207 140V142L209 141V143H210V139H211V141H212V139H214V137H216V136H218V134L216 133V131H218V129H220V127H218L217 128V124H218V126H220L221 124H219V122L221 121L222 123H225V122H223L222 120H224V119H226L227 117V119H226V123L227 124H224V125H226V126H224L223 124V127L225 128V129H227L228 130V128L230 129V126H231V128L233 127L232 125L233 124H235V123H237L238 121H239V123H240V121H241V123L240 124H242V122H245L246 121V119L248 120V121H246V123L245 124H250V122L252 123V122H254V120L256 121H258V125H260V124H262V125H260L259 127H261L262 129H260L259 128V134L260 135H258L257 137H261L262 139H264V126H263V124L264 123H261V120H263L262 122H264V116L263 115H261L262 113L264 114V94H261V93H264V86L263 85H261L260 86V84H263L264 83V12L263 13H260V12H262L263 11V9H264V1L263 2H261V3H259L258 2V4L256 5V7H259L260 9H258L257 10V12H255L256 13V15H258L257 13H260L259 15H261V16H263V17H261V16H259L258 15V18L257 19H250V20H247L246 21V16L244 15V14H242V13H237V15L236 14H233V15H227L228 13L226 12L227 11V8L228 9H230V7L232 6V5H238L239 3L242 5V6H244V4L246 3H248V0H244V1H242V0H235V2H234V0H221V2H220V0H209L208 1V3L206 2V3H202V4H200V2H201V0H198V1H200V2H198L197 0L194 2V0H187V2H185V0H179V6H180V4L182 5V6H180V9H179V11H178V13L180 12L181 13V11H182V13H183V15L181 16V15H178V16H180L181 18H186V17H188V18H186L187 19V22L190 20V19H192V18H190V16L192 17L193 16V19H192V21L190 20L188 23H185V24H183V25H181V27L180 26H174V27H169L168 29H164L166 32H167V34H166V32H163L164 34L162 35L163 37H164V35L166 36V35H168V36H166V38L164 39L163 37H160L159 35H161L159 32H161V30L163 31V29H161L162 27L160 26V23L161 22H163V20H165L166 18L165 17H163V18H158L157 20L156 19H154L155 18V16L153 17V19L151 18L153 15H149L148 14V8L150 7V1H153V0H126V2H128V5H129V3H130V5H134V6H136L137 8H134V10H131V20L128 22L129 24H126V25H128L127 27H126V25L123 23V22H121V20L120 19H116L115 20V25H117V30H116V32H114V34H113V32L112 33H110L109 31H110V29H107V28H104L105 27V20H102V19H105L103 16H101L100 17V15L101 14H96L97 15V17L96 16H94V14H93V17L95 18V19H92V18H90L92 15H90V13H92L91 12V10L93 9V6L95 5V6H97V3L96 2H100V1H103V0H67V2H66V0L63 2V0H47V2L48 3H42L43 1H46V0H43L42 2H41ZM86 1H87V4H86ZM105 1L106 0H104L103 1V4H102V2H100L101 3V5H99V3H98V5L99 6H101V7H105L106 8V11L107 12H109V10H110V13H112V12H114L116 9H115V7L116 6H113V5H111V3H109L108 4V1L110 2V0H107L106 1V3H105ZM129 1H131V2H129ZM147 1H149V2H147ZM155 1H157V0H155ZM166 1H169V0H159V3L161 2V4L162 3H168V2H166ZM214 3H213V2ZM232 1V2H231ZM243 3H242V2ZM35 2H37V7L35 8V6H36V4H35ZM39 2V3H38ZM53 2V3H52ZM55 2V3H54ZM70 2H72V3H76L77 2V6H74V4L72 5ZM80 4H79V3ZM154 2V1H153ZM152 2V3H153ZM158 2V1H157ZM190 2V3H189ZM192 2V3H191ZM194 2V3H193ZM212 2V3H211ZM228 2H229V6H228ZM238 2V3H237ZM41 3V4H40ZM50 3V4H49ZM84 3V4H83ZM134 3V4H133ZM184 3H186V4H188L190 7H188V5H184ZM198 3L200 4V5H198ZM211 3V5H209ZM217 3H218V5H217ZM222 4V6H221V4ZM231 3V4H230ZM33 4V5H32ZM54 4V5H53ZM55 4H57V6L60 4V11H58L57 12V10H58V8L57 7H55L56 5ZM83 4V5H82ZM86 4V5H85ZM94 4V5H93ZM108 4V5H107ZM155 4H157L156 2H155ZM166 4H163V5H165L164 7H166ZM191 4H193L192 6H191ZM207 4V5H206ZM215 4H216V6H215ZM245 4V5H246ZM27 5H29L28 7H27ZM32 6V8H30L31 6ZM50 5H52V7H50ZM76 5V4H75ZM107 5V6H106ZM157 5H159V4H157ZM162 5V6H163ZM194 5H195V7H194ZM231 5V6H230ZM65 6V7H64ZM67 6V7H66ZM109 6H111V9H112V12H111V9H110V7ZM149 6V7H148ZM188 8H186V7ZM199 8H198V7ZM201 6H203V7H201ZM219 6H221V7H219ZM27 7V8H26ZM69 7H70V9L72 10V12L74 11V12H76V13H79V15H80V17L78 16V14L76 15L75 13H74V15H73V17H71V18H69L71 15V10L69 9ZM208 7H212V9H210V8H208ZM223 7V8H222ZM227 7V8H226ZM255 7V8H256ZM262 7V8H261ZM49 8H51V9H49ZM56 8V9H55ZM64 10H62V9ZM66 8V9H65ZM82 8V9H81ZM86 8V9H85ZM147 8V9H146ZM183 8H185V9H183ZM203 8V9H202ZM214 8L215 9H217L218 8V10L216 11V10H214ZM254 8V9H255ZM74 9V10H73ZM115 9V10H114ZM161 9V8H160ZM183 9V10H182ZM191 9V10H190ZM194 9H196L195 11H194ZM198 9V10H197ZM205 9H208V10H205ZM220 9H222V10H220ZM226 9V10H225ZM261 9H262V11H261ZM79 10V11H78ZM114 10V11H113ZM167 10V7H166V9H165V11ZM189 10V11H188ZM193 10V11H192ZM200 10V11H199ZM204 10V11H203ZM212 10V11H211ZM260 10V11H259ZM17 11V10H16ZM50 11V12H49ZM63 13H62V12ZM70 12V13H68V12ZM89 11H90V13H89ZM117 11V10H116ZM196 12L194 15L192 14V12ZM202 11V12H201ZM215 11V12H214ZM223 13H222V12ZM256 11V10H255ZM259 11V12H258ZM55 12V14L57 15V17H56V15L54 14L53 15V13ZM63 14H61V13ZM188 12V13H187ZM191 12V13H190ZM198 12V13H197ZM201 12V13H200ZM206 12H208V13H206ZM209 12L210 13H213V15H214V18L217 20H213V17H212V22L209 20V19H211V16H213L212 14H210V16H209ZM220 12H221V15H220ZM52 13V14H51ZM60 13V14H59ZM65 13H67L66 15H64ZM186 13V14H185ZM191 15H190V14ZM206 13V14H205ZM218 13V14H217ZM227 13V14H226ZM47 14V15H46ZM73 14V13H72ZM204 14V15H203ZM225 14H226V16H225ZM238 14L239 15H241V17H242V19H243V22H242V19H241V17L240 16H238ZM44 15H46L45 17H44ZM62 15V16H61ZM70 15V16H69ZM148 15H149V17H148ZM186 15V16H185ZM196 15V16H195ZM200 15V16H199ZM208 15V16H207ZM52 16V17H51ZM151 16V17H150ZM199 16V17H198ZM203 16H205V17H203ZM218 16V17H217ZM222 16V17H221ZM231 16H232V18H233V16H237V17H239V18H236L235 17V19H232L231 18ZM245 17V20H244V17ZM54 17V18H53ZM62 17H64V18H62V22H64V21H67V23H65L66 25H65V27L63 28V24H61V21H59V20H61V18ZM79 17V18H78ZM103 17V18H102ZM140 17V18H139ZM141 17H143V18H141ZM226 17H228L227 19H226ZM40 19V21H39V19ZM98 18H99V20H98ZM100 18H101V20H100ZM135 18H137V19H146V18H148V19H146V26L144 25V27H147V28H143V31L141 30V32H139V36H143V35H145V33H146V31H147V33H148V31H149V33L150 32H152V34L153 35H156V33L158 32L159 33V35H156V36H159V41H158V38H156L155 36V40L156 41H158V43H163V44H166L165 42H167V41H169L170 43H168L170 46H172V44H175L176 45V43H177V45L181 42V39L183 38V36L185 35L186 36V34H188L187 35V37H185L184 36V39L182 40V42L180 43V46L178 45H174L175 46V48H174V46H172V48L169 46H167L166 47V51H165V53H166V55L168 54V53H170L171 51H173V53L171 52V54H168L167 56H168V58L169 59H171V57H172V59H171V63H170V60L167 58V61L165 62V63H163L164 65H162L161 63L162 62H164V60L166 59V58H164L163 56L164 55H162V57L164 58H162L161 60H162V62L158 59V58H160V57H156L157 59L155 60V58H154V54L155 53H153V50H154V47L153 46H149V47H147V49H149L150 48V51H151V53H150V51L149 50H147V51H145V54H146V52H147V54H146V57H145V55H144V57L142 58V59H140V62L138 61V64H137V62H135L134 60H132L131 58L130 59H128L129 58V56L127 57L126 55V53H128V49L126 48L127 46L123 43V42H121V40L118 38V40H117V36H119L118 34H120V33H122V30H123V33L125 34V31L127 30H129V28L131 27V25L132 24H134L135 22H133L134 21V19ZM184 18V19H185ZM209 18V19H208ZM219 18H221L220 20H218ZM56 19H57V23H55V21H56ZM66 19V20H65ZM90 19H92L91 20V23H93L94 22V20H95V22L93 23V26H92V24L90 23ZM161 19H163L162 21H161ZM189 19V20H188ZM196 19V20H195ZM199 19V20H198ZM204 19H206V22H208L207 21V19L209 20V23L208 24H210V25H212V27H215V35H211V34H209L208 32H207V30L211 27H208V26H203V25H201V23H202V21L204 20ZM46 20V21H47ZM52 20V24L51 23H49L50 21ZM55 20V21H54ZM148 20H151V21H153V20H155V22H157V23H159V24H155V25H153V22H151L150 21V23H149V21ZM170 21H171V19H169ZM173 20V19H172ZM230 20V21H229ZM231 20L233 21H236V22H231ZM252 20V21H251ZM255 22H254V21ZM89 21V22H88ZM102 21H104L103 23H102ZM148 21V22H147ZM159 21V22H158ZM168 21V20H167ZM170 21H168V22H170ZM193 21H195V23H197L195 26H194V22ZM200 23H198V22ZM213 21L216 23H214L213 24ZM250 21V22H249ZM88 22V23H87ZM164 22H166V20L164 21ZM204 22H205V20H204ZM251 22H253L252 24H251ZM41 23H42V21H41ZM68 23H70V25H68ZM71 23H72V25H71ZM90 23V24H89ZM117 23V24H116ZM121 24L122 25V23H123V25H125V27H123V25L122 26H120V25H118V24ZM192 23V24H191ZM236 24V26H238V25H242V23L243 24H245V23H249V25H251V26H253L252 28H251V26H247V28H246V30H245V32L247 33H244L243 31H239V33L238 32H236V30L238 29V27H234L235 26V24ZM59 24H61L62 25V27L59 25ZM98 24V25H97ZM187 24H188V26L189 25H191V27H188L187 26ZM59 25V26H58ZM87 25H91L90 27H84V26H87ZM96 27H95V26ZM130 25V26H129ZM151 27H149V26ZM152 25V26H151ZM185 25H186V27H185ZM192 25H193V27H192ZM201 25V26H200ZM67 26V27H66ZM99 26V27H98ZM118 26H119V29H118ZM134 26V25H133ZM132 26V27H133ZM153 26H154V28L155 29H153ZM63 28V29H65L66 28V30L68 31V33H67V31L66 30H62L61 28ZM74 27V28H73ZM116 27V26H115ZM184 27H185V29H184ZM232 29H231V28ZM234 27V28H233ZM69 28V29H68ZM73 28V29H72ZM79 28V29H78ZM80 28H82L81 30H87V29H90L87 33H88V35H87V33L86 34H84L85 33V31H83L82 33L83 34H81V35H77L76 33H81V32H79L78 30H80ZM95 28H96V30H97V32H98V35L97 34H95L96 33V30H95ZM98 28V29H97ZM100 28H102V29H100ZM123 28V29H122ZM126 28H128V29H126ZM150 30H149V29ZM160 30H159V29ZM173 28V29H172ZM178 28V29H177ZM181 28V29H180ZM183 28V29H182ZM192 28V29H191ZM219 28H221V29H219ZM231 29V31H228V30H230ZM61 29V31H59L58 32V30H60ZM75 29V30H74ZM135 29H137V28H135ZM153 29V30H152ZM156 29H158L159 31H155ZM174 30L173 31V33L172 32H170L171 30ZM176 29V30H175ZM187 29V30H186ZM223 29V30H222ZM235 29V30H234ZM251 31H249V30ZM262 29V30H261ZM43 30V31H44ZM104 32H103V31ZM121 30V31H120ZM152 30V31H151ZM177 30H179V31H177ZM184 30L185 31H188V30H191V31H189L188 33H184L183 35H182V32L181 31H183L184 32ZM226 30L228 31V33H227V35H226ZM249 32H248V31ZM253 30H255L254 32H252ZM257 30V31H256ZM259 30V31H258ZM62 31H64V32H62ZM69 31H71V32H69ZM73 31H77V32H73ZM105 31H106V33H109L108 35H106V33H105ZM119 31H120V33H119ZM137 32H138V29L136 30ZM154 31V32H153ZM176 31V32H175ZM217 31V32H216ZM233 31H235V33L233 34L232 32ZM262 31V32H261ZM177 34V35H179L180 34V32H181V34L179 35L180 36V38L181 39H179V42H178V37H177V35H174L175 33ZM179 32V33H178ZM231 32V33H230ZM257 32H258V35L256 36V34H257ZM261 32V33H260ZM122 33V34H123ZM144 33V34H143ZM191 33H193L192 35H190ZM254 33H256V34H254ZM96 36H95V35ZM113 34V35H112ZM152 34L150 33V35L152 36ZM242 34V35H241ZM244 34H246V35H244ZM248 34H250L251 36L249 37V35ZM253 34V35H252ZM261 34H263V35H261ZM87 35V36H86ZM173 35V36H172ZM226 35V36H225ZM236 35V36H235ZM241 35V36H240ZM247 35H248V38H247ZM254 35H255V37H254ZM79 36H81V38H79ZM96 38H95V37ZM101 36V37H100ZM110 37V39H109V37ZM112 36V37H111ZM116 37V38H114V37ZM174 36H176V38L177 39H174V41L172 40L173 38L172 37H174ZM182 36V37H181ZM188 36H190V37H188ZM191 36H192V39H191ZM230 36V38H228ZM232 36H234V37H232ZM244 36V37H243ZM246 36V37H245ZM76 37V38H75ZM169 37V38H168ZM240 37V38H239ZM252 37V38H251ZM260 37H261V39H260ZM80 40H79V39ZM95 38V39H94ZM107 40H106V39ZM171 38V39H170ZM175 38V37H174ZM189 38V40H188V42L190 41V43L188 44V46L186 45V43H188L186 40ZM232 38V39H231ZM238 38V39H237ZM244 38V39H243ZM247 38V39H246ZM256 38V39H255ZM83 39V40H82ZM98 39V40H99ZM109 39V40H108ZM162 39V40H161ZM168 39H170V40H172L173 42L171 43V41L170 40H168ZM191 39V40H190ZM223 39H226V40H228V41H232V43H230L229 42V44H231V45H229V46H227V47H225V49L227 50V51H223V49L224 48H221L220 47V45L221 44H223ZM242 39V40H241ZM250 39V40H249ZM91 40V39H90ZM164 40H166V41H164ZM177 40V41H176ZM247 40V41H246ZM92 41V42H93ZM110 41V42H111ZM119 41V42H118ZM186 41V43H184ZM244 43V44H242V42ZM96 42V43H97ZM115 44H114V43ZM239 42H241V43H239ZM121 43V44H120ZM236 43H238V45L236 44ZM251 43V44H250ZM253 43V44H252ZM184 44V45H183ZM232 44H233V46H232ZM113 45H114V47H113ZM116 45H118V50H117V46ZM243 45H244V49H243ZM61 45H58L57 47V49L59 50L60 48V51L61 52H65V49H66V44H62V46L60 47ZM120 46V47H119ZM183 46V47H182ZM186 46H187V48L188 49H185L186 48ZM233 48H232V47ZM152 47V48H151ZM176 47H177V49L179 50L180 48L183 50L184 49V52L180 49V51H179V54L177 53V52H175L176 50H173V48L174 49H176ZM116 48V49H115ZM223 51H221L220 49ZM235 48V49H234ZM245 48H247V51H245ZM113 49V50H112ZM116 50V52H113V51H115ZM152 49V50H151ZM169 51H168V50ZM231 49V50H230ZM239 49V50H238ZM128 50V51H127ZM186 50V51H185ZM219 50V51H218ZM232 50H236V51H238V53L236 52V51H232ZM241 50H243V52H246L247 53V55H245V54H241L240 52H241ZM168 51V52H167ZM195 51V52H194ZM218 51V52H217ZM149 52V53H148ZM186 52V53H185ZM192 52V53H191ZM225 52V53H224ZM230 52V53H229ZM236 52V53H235ZM153 53V54H152ZM184 55H183V54ZM221 53V54H220ZM232 53H235V54H233V56L232 55H230V54H232ZM117 56H116V55ZM152 54V55H151ZM173 54V55H172ZM177 54V55H176ZM222 54H224V55H222ZM227 54H229L230 56H232V57H230L229 55H227ZM252 55L253 56V59H255V60H253L252 58H250V56H248V55ZM108 55V56H109ZM115 55V56H114ZM122 55V56H121ZM149 55H151L152 57H150ZM217 55V57L219 56V57H221L220 58V60H224V59H228L229 57H230V59H233V61H230L229 63L230 64H228L227 65V63L226 64H224L223 62V64L221 65V64H215V59H217V57H215ZM125 56V57H124ZM175 56V57H174ZM183 56V57H182ZM224 56V57H223ZM228 56V57H227ZM235 56V57H234ZM243 56H245V57H243ZM251 56V57H252ZM114 57V58H113ZM148 57V58H147ZM180 57H182V58H180ZM215 57V59H213ZM226 57V58H225ZM123 58V59H122ZM125 58V59H124ZM145 58H147L146 59V61H144V59ZM151 59V60H148V59ZM154 59V60H153ZM179 61H178V60ZM212 59H213V61H212ZM235 59V60H234ZM249 59V60H248ZM250 59H252V61H253V63H252V61L250 60ZM123 60H127V62L125 61H123ZM132 60V61H131ZM173 60V61H172ZM176 60V61H175ZM124 62V63H122L121 64V62ZM129 61V62H128ZM137 61V60H136ZM141 61H144V62H142V64H141ZM147 61L150 63V64H147ZM154 61V62H153ZM161 62L160 64H156V62ZM169 61V64H167V62ZM185 62V63H188L187 65L185 64V63H182V62ZM248 61V63L247 64H245V62H247ZM250 61V62H249ZM255 61V62H254ZM97 62H99V61H97ZM130 62H132V63H130ZM153 62V63H152ZM189 62H192V65L189 63ZM197 62V63H196ZM206 62H207V64H206ZM210 62H211V66H210ZM91 63V62H90ZM103 64H104V62H102ZM118 63V62H117ZM128 63H130V64H128ZM201 63H203V66L201 65ZM78 64H80V63H78ZM101 64V63H100ZM123 64H124V66H123ZM129 65V67L130 66H132L133 68H135L134 69V71L131 69V67L129 68L128 67V65ZM132 64V65H131ZM141 64V65H140ZM147 64V65H146ZM152 64H154V65H157V66H155V67H152ZM169 66V65H171L170 67L171 68H173L172 70H171V68H167V66ZM174 64V65H173ZM181 64V65H180ZM185 64V65H184ZM189 64H190V67H189ZM196 64H199L198 65V69L196 68V69H192L191 67L193 66V65H196ZM208 64H209V66H208ZM243 64H245V68H246V66H249V68H247L248 70H246L244 67H243ZM255 65L254 67L253 66H251V65ZM105 65V64H104ZM107 66H105V68L107 69V71H106V69L104 68V66H102L103 67V69H102V67H100L98 70L100 71V73H103V71L105 70V74L103 73V74H100L99 73V71H97V73H98V76H103V75H107V74H109L110 73V69H109V62H108V64H106ZM148 65H150V66H148ZM162 65V66H161ZM175 65L177 66L176 68V70H174L175 68ZM183 65V66H182ZM217 65V67L215 68V70L213 69L215 66ZM220 65V68L222 67V66H224L225 68H226V70H228V69H230L231 67V70H228L229 72L231 71V74H232V72H233V70L235 69V68H237V67H240L239 69H242V68H244V70H242L243 71V73H244V75L247 77H244L243 78V74L240 76V74L242 73V71L241 70H239L238 68V70L237 71H239V73L236 71V70H234V72L236 71L238 74H232V76H235V78L236 79H234V81H235V83H234V85L236 84V81H238L237 83H242V84H239L240 85V87L239 86H233V87H231V88H229V85H225L224 83H225V81H223L224 79H223V76L224 75H226V74H228L229 72L227 71L226 72V70H225V68H223V70H222V68L219 70L218 69V66ZM230 65H234V67L233 66H231L230 67ZM123 66V67H122ZM146 66H148V68L150 69V71H148L149 69L146 67ZM160 66V67H159ZM165 66V67H164ZM173 66V67H172ZM183 68H182V67ZM184 66L186 67H188V69L190 68V71H188V70H185V71H181L182 69H187V68H184ZM200 66L202 67V68H200ZM127 67H128V69H127ZM138 67V68H137ZM146 67V70L144 69L143 70V68H145ZM157 67V68H156ZM207 68V70L208 69H210V68H212L213 69V71L214 72H216L217 70H218V72H216V74L214 73L213 75H215L216 77H214L216 80H217V78L219 77L220 78V76H222V78L221 79H219V83L220 84H223V85H218V87L215 89H211V88H207V87H205L204 85H203V83H201V82H203V80L201 81V79H208L209 77L211 78L212 77V74H211V72H209L210 73V75H208V73L206 74L205 73V69ZM159 68H161V69H159ZM163 68H165V69H163ZM179 68H180V71H181V74L179 73ZM200 68V69H199ZM203 68H205L204 69V71H202L203 70ZM139 69V70H138ZM153 69H154V71H155V69H157V71H155V73H151V71H153ZM168 69V70H167ZM233 69V70H232ZM103 70V71H102ZM109 70V71H108ZM121 70V71H120ZM124 70V71H123ZM136 70V71H135ZM162 70V71H161ZM165 70H167V72L168 71H172L171 73H169L170 75H173L172 76V78L174 79V75H175V71H178V73H176V76L178 75V74H180V75H182V72H183V74H184V72H185V74H184V76L186 75V73H187V77L185 78V77H183V76H180V75H178V76H180V77H182V79H180V78H178V76L176 77V78H178V79H175L176 81L174 82V81H172L173 79L172 78H168L169 80L170 79H172V80H170L169 82H167V79H164V78H167L166 76H167V74L165 73ZM194 70V71H193ZM196 70H198L197 72H196ZM206 70V71H207ZM249 70H251L252 72H254L255 71V73L252 75V76H250L251 74H252V72L251 71H249ZM131 71H133L132 73H131ZM139 71V72H138ZM146 71V72H145ZM163 72L164 74H161V76H159V72ZM208 71H210V70H208ZM207 71V72H208ZM212 71V70H211ZM221 71V72H220ZM241 71V72H240ZM157 72V73H156ZM160 72V73H161ZM193 73V75L195 74V72H196V74L194 75V76H196V77H194V79H193V75L192 74H188V73ZM204 73L205 75H208V78H207V76L205 77L204 76V74L202 73V76L203 77H201V75L199 76V74L200 73ZM222 72H224V73H222ZM235 72V73H236ZM248 72H250V73H248ZM120 73V74H119ZM123 73H125V74H123ZM127 73H129V74H127ZM139 73H141V74H139ZM150 73V74H149ZM249 74V76H248V74ZM121 74H123V75H121ZM126 74L127 75H132L133 74V76L131 77V78H129L128 80H129V82H126V83H130V84H128V86L129 87H131V88H128L129 89V91H128V89H126L127 87V84H125L126 86H124V83H125V81H128V80H125V77H126ZM138 76V74H139V76L137 77L136 75ZM143 74V75H142ZM146 74V75H145ZM219 74V75H218ZM134 75L136 76V78L134 77ZM165 75V76H164ZM169 75V76H170ZM191 75H192V77H191ZM158 76V77H157ZM168 76V77H169ZM189 76V77H188ZM238 77V80H237V77ZM124 78V80L125 81H123V78ZM198 77H200V80L199 79H197ZM242 79V81L240 80V78ZM249 77V78H248ZM119 78H121V79H119ZM185 78V79H184ZM234 78V77H233ZM246 78V79H245ZM251 78V79H250ZM119 79V80H118ZM131 79V80H130ZM153 79V80H152ZM184 79V80H183ZM190 79V80H189ZM191 79H193V81L194 80H196L197 79V81H194L195 82V84L193 85L192 83H194ZM247 80V81H243V80ZM256 79H257V81H256ZM155 80V81H154ZM162 80H164L163 82H167V83H165V84H167L166 86H165V84L162 82ZM181 80H182V82H181ZM189 80V81H188ZM253 82V83H255V84H253L252 83V85H255V86H252L251 87V81ZM121 81V84L120 83H118V82H120ZM158 81H161V82H158ZM180 81V82H179ZM183 81L185 82V83H183ZM199 81V82H198ZM122 82H124V83H122ZM153 82H150V83H153ZM245 82V83H244ZM248 82H249V84H248ZM260 82V83H259ZM181 83H183V84H181ZM189 83V84H188ZM244 83V84H243ZM0 84H3L1 81H0ZM122 85V86H120V85ZM154 84V83H153ZM159 84V85H158ZM161 84V85H160ZM179 85L180 86V84L182 85L181 87H180V89H181V91L179 92V86H177V85ZM200 84V85H199ZM203 85V87H202V90H201V87H198V86H202ZM256 84H257V86H256ZM117 85H119V87L117 86ZM173 85H174V87H173ZM177 86V90H176V86ZM187 85V86H186ZM193 85V86H192ZM2 86V87H1ZM0 86V89H7V88H11V87H13L12 85H9V84H7V85H5V84H3V85H1ZM7 86V87H6ZM167 86H172L175 90H173V88L172 87H169V89H168V92L170 93V96H169V93L168 92H166L167 90H165L166 88L165 87H167ZM183 86L185 87V88H183ZM190 86V87H189ZM195 86H196V88H195ZM250 86V87H249ZM263 86V87H262ZM121 87H126L125 88V90H123V89H121ZM137 87V88H136ZM195 88L196 90H199V88H200V90L202 91V92H205V90L204 89H206V91H207V89H208V94H207V92H205V93H202V95H204V96H202V98H201V96L199 97H194L193 95H192V88ZM221 87H222V91H221ZM235 87H236V89H235ZM249 87V88H248ZM261 87L263 88L262 90H261ZM161 88H163V89H161ZM168 88V87H167ZM182 88H183V90H182ZM193 88V93L194 92H196V91H194L195 89ZM227 88V89H226ZM229 88V89H228ZM118 89H121L122 90V92L120 91V90H118ZM162 91H161V90ZM184 89H187V92H185L184 93ZM231 89V90H230ZM247 89H248V91H247ZM250 89V90H249ZM256 90V92H254V93H256L257 94V92H258V95H253V93H251V92H253L254 90ZM259 89V90H258ZM131 90V91H130ZM164 90V91H163ZM171 90H173V91H177V92H179V94L177 93H175L174 92V94L175 95H177L179 98H177V96L175 97V95L173 94L172 96H171V94L173 93V92H171ZM204 90V91H203ZM213 90V93L211 92ZM214 90H218L217 92H214ZM224 90V91H223ZM227 90H229V92L227 91ZM247 91L248 93L246 94V98L248 97V99H249V101L247 100V99H243V98H245V94H244V96H243V93H244V91ZM251 90H253V91H251ZM154 91V92H153ZM159 91H161V92H159ZM201 91H199V94L201 93ZM228 93H227V92ZM245 91V92H246ZM249 91H251V92H249ZM121 92V93H120ZM125 92V93H124ZM164 94H166L165 96H167V97H165V98H163L162 97V95H163V93ZM184 93V94H188V96H182L181 94L182 93ZM225 92H226V94H225ZM153 93H155V94H153ZM160 93H161V95H160ZM222 93V94H221ZM230 93V94H229ZM123 94V95H122ZM137 94V95H136ZM158 94V95H157ZM168 94V95H167ZM189 94H191L190 96H189ZM197 94H198V91H197ZM197 94H196V96H197ZM238 94V98L237 99H235ZM239 94H241V95H239ZM259 94L260 95H262V100H261V97L259 98ZM201 95V94H200ZM250 95H252V97H253V99H252V97L251 98H249L250 97ZM139 96V97H138ZM156 96V97H155ZM160 98H159V97ZM174 96V97H173ZM219 96H220V98H219ZM243 98H242V97ZM255 96L258 98H256L255 99ZM142 97V98H143ZM188 97H192L193 99H195L196 98V100H197V98H199V100L200 99H202V100H200V101H198L199 103H197V101H196V103H194V105L192 106L191 105V110H190V104H192V103H189V101L187 100V98ZM233 97H234V102H237L238 100L240 101V98H242V103H241V106H239V109H238V107H237V109H235V108H230V106H229V104H230V101H232V99H233ZM240 97V98H239ZM161 98H163V99H161ZM140 99V100H139ZM160 99H161V102H160ZM164 99L165 100H167L166 101V103L163 105V103L165 102L164 101ZM172 99V100H171ZM254 99H255V101H254ZM159 100V101H158ZM171 101V104L173 103V104H175V106L174 107H164L166 104H170V101ZM176 100V101H175ZM187 100V101H186ZM254 101L253 102V104H252V101ZM258 102H257V101ZM260 100H261V102H260ZM161 104V107H162V110L161 109H159V107H160V104L158 103V102ZM172 101H174V102H172ZM239 101H238V103H239ZM240 101V102H241ZM244 101V102H243ZM148 102H149V104H148ZM150 102H152V103H150ZM176 102V103H175ZM187 102V103H186ZM247 102H249L250 103V105L249 106H247L246 105V103ZM257 102V103H256ZM188 103H189V105H188ZM238 103H236V104H238ZM245 103V104H244ZM254 103L256 104V105H254ZM150 104H151V106H150ZM158 104V105H157ZM186 104V105H185ZM195 104H196V106H195ZM205 104V105H204ZM159 106V107H157V106ZM163 105V106H162ZM204 105V106H203ZM243 105H245L244 107H243ZM258 105H260V106H258ZM263 105V106H262ZM155 106L157 107L156 108V110L158 111V112H154L153 110V108H155ZM167 106V105H166ZM185 106V107H184ZM188 106V107H187ZM195 106V107H194ZM202 106H203V108H202ZM261 106H262V108H261ZM160 107V108H161ZM184 107V108H183ZM193 107V108H192ZM204 107H207V108H204ZM244 108L243 110H242V108ZM202 108V109H201ZM218 108V109H217ZM262 109L261 111H260V109ZM182 110L181 111V113L179 112L180 110ZM184 109V110H183ZM187 109L189 110V111H187ZM197 109H199V110H197ZM207 109V110H206ZM209 109V110H208ZM216 109V110H215ZM219 109L221 110V113H220V115H219ZM228 109V110H227ZM259 111H258V110ZM149 110V111H148ZM150 110H152V111H150ZM161 110V111H160ZM186 110V111H185ZM202 110V111H201ZM205 110H206V112L208 111L209 113H208V115H206L204 112H205ZM212 110V111H211ZM218 110V111H217ZM225 110L227 111V113H225ZM241 110V111H240ZM245 110V111H244ZM177 111L179 112V114H184L185 112V116H183L182 117V115L180 116V115H178L177 114ZM183 111H184V113H183ZM199 111H201V112H199ZM215 111H216V113H215ZM242 111H244V114H245V117H243L242 116ZM151 112V113H150ZM154 112V113H153ZM218 112V113H217ZM222 112H224L223 114H224V117L225 118H223L222 117ZM199 113H200V115H199ZM203 113V114H202ZM237 113H239V114H237ZM242 113V114H241ZM256 113V114H255ZM259 113H261V114H259ZM149 115V117H148V115ZM152 114V115H151ZM212 114V115H211ZM222 114V115H221ZM235 114L239 117H241L242 116V118H246V119H242V118H237V116H235ZM243 114V115H244ZM147 115V116H146ZM155 115V116H156ZM206 115V117H203L202 118V116H205ZM209 115H210V117H209ZM214 115H215V117L216 116H219L220 118H218V119H220L219 121H218V119H217V117L215 118L214 117ZM234 115V116H233ZM256 115H259V119H260V116H261V119L259 120L258 118H257V116ZM151 116V117H150ZM154 116V117H155ZM159 116V117H160ZM162 116H164V115H162ZM161 116V117H162ZM190 116L191 117H193L194 119L192 120V118H190ZM212 116V117H211ZM254 117V119H252L253 117ZM262 116H263V118H262ZM124 117H126V116H124V114L123 115H121V117H120V119H123ZM153 117V118H154ZM170 117V118H169ZM179 117L181 118V119H179ZM185 117V118H184ZM202 118V119H200V118ZM222 117V118H221ZM234 117V118H233ZM235 117L238 119V121L235 119ZM23 117H21L20 118V116H17L16 118H14V119H11L10 121H9V123H0V127H1V129H4V130H7V131H11L12 132V130L14 131V133L16 134V135H19V133H20V135H22V136H25V137H27L28 135H30V134H28V132L27 131H29V133H31V131H30V129H27V128H25V127H22L20 124L22 123V122H24L25 121V119L23 118ZM169 118V119H168ZM195 118H196V121H197V123H198V121H199V125H198V127H199V130H200V120H201V122L202 121H208L209 123H205V122H202L201 124H202V126L203 127H201V129H202V131L200 130H198V128L197 127H195V125H197V123H196V121H195ZM206 118V119H205ZM256 118V119H255ZM18 119V120H17ZM19 119H21V121H19ZM186 119V120H185ZM188 119H189V121H188ZM198 119V120H197ZM209 119H210V121H209ZM215 119H217L216 121H218L217 123H216V125L214 126V125H211V124H213V121L215 120ZM14 120H17V122L16 121H14ZM23 120V121H22ZM164 120V121H163ZM168 120V121H167ZM178 120H180V121H178ZM233 120V121H232ZM235 120V121H234ZM251 120V121H250ZM18 121H19V123H18ZM165 121H167L168 123L169 122H171V123H173V124H168L167 122H165ZM173 121V122H172ZM176 121V122H175ZM177 121H178V123H177ZM185 121V122H184ZM192 121V122H191ZM195 121V122H194ZM212 121V122H211ZM216 121H214V122H216ZM237 121V122H236ZM250 121V122H249ZM1 122V121H0ZM21 122V123H20ZM189 122V123H188ZM194 122V123H193ZM229 122H231L232 123V125H230V123ZM260 122V123H259ZM183 123V124H182ZM189 125H188V124ZM190 123H193V124H190ZM196 123V124H195ZM204 123H205V125L206 124H208V127H206L205 125H204ZM1 124H3V126L1 125ZM6 124H8L9 125V127L11 128V126H12V130L10 129V128H8V125H6ZM167 124H168V126H171L170 128L167 126ZM174 124H175V126H174ZM185 124V125H184ZM195 124V125H194ZM229 124V125H228ZM4 125H6V126H4ZM18 125H19V127H18ZM141 127H140V126ZM139 125H137V127H139L140 128V130H144L145 132H146V126H145V124L144 125H142V124H139ZM163 125V126H162ZM165 125L167 126V128L165 127ZM192 125H194V126H192ZM228 125V126H227ZM247 125V126H248ZM16 127V128H18V129H14L13 127ZM143 126V127H142ZM144 126H145V128H144ZM190 126V129L191 130H189L188 129V127ZM212 126H214V128H215V131H213V127ZM244 126H246V125H244ZM243 126V128H245ZM3 127H5V128H3ZM198 130H195V128ZM204 127H206V128H204ZM209 127H211V130L213 131V133L212 132H209L210 131V128ZM222 127V126H221ZM7 128V129H6ZM142 128V129H141ZM144 128V129H143ZM165 128H166V130H165ZM177 128V127H176ZM194 128V129H193ZM46 129H47V127L44 129L45 131H46ZM50 128H48V130H49ZM172 129V130H171ZM19 130H21V132H23L22 134H21V132L19 131ZM22 130H26V132L25 131H22ZM44 130L42 131V132H44ZM47 130V131H48ZM181 130V131H180ZM261 130V131H260ZM41 131V130H40ZM184 131V133H182ZM197 131V132H196ZM208 133L207 134V136L209 135V134H211L210 136H208V138L207 137H205L206 135H203V134H206V132ZM25 132V133H24ZM163 132V133H164ZM198 132H201V135H200V133L199 134H197ZM204 132V133H203ZM35 133V132H34ZM262 133V134H261ZM216 136H215V135ZM196 136V137H197ZM202 136V137H201ZM254 136V135H253ZM253 136L252 137H249V138H247L246 140L242 137L241 138V136H236V137H234V138H232L229 142H228V144L227 145H230V144H232L231 142H233L234 141V145H236V146H238V147H240V148H248L249 146H250V144H248V143H251V145H252V143L254 144V146L253 147H259V146H262V144H264V140H261V143L259 144V143H254V142H252V139H253ZM210 137H212V138H210ZM239 137V138H238ZM41 138V137H40ZM234 139V140H233ZM242 139H244V140H242ZM37 140H41V139H39V138H37V139H35V142L37 141ZM182 140V139H181ZM233 140V141H232ZM237 140V141H236ZM241 140L242 141H246V143L245 142H241ZM39 142V141H38ZM41 143V142H40ZM39 143V144H40ZM76 143V142H75ZM75 143H71L72 145L71 146H69V147H71V148H69V149H71V150H68V149H65V151H64V149H62L63 150V152H62V154L64 153V152H66L67 150V152H66V155L68 156V157H71V155H72V153H71V151H72V149H73V147L75 146ZM179 143V144H178ZM237 143V144H236ZM239 143H244V146H241ZM226 145V146H227ZM256 145V146H255ZM259 145V146H258ZM223 143H221V148L223 147L224 149V151H226V147ZM246 146H248V147H246ZM177 147V146H176ZM226 147V148H225ZM251 147V146H250ZM252 147V148H253ZM252 148H251V150H252ZM176 149V148H175ZM61 150V151H62ZM222 150V149H221ZM258 153H257V152ZM68 152H70L69 154H68ZM208 154H207V153ZM206 152H204V151H202L201 152V154L203 155V156H201V154H200V157H195V159H194V161L196 162V163H198V165L199 164H202V163H206L207 165H209L210 163L212 164L213 162H212V160H214L215 158V155H210L209 154V152L208 151H206ZM255 152V153H254ZM205 154V156H204V154ZM262 152L261 151H258V150H256V149H254L251 153H250V155H248L247 157L245 156V157H243V158H241V159H239V161H238V164L240 165V166H238V174H236V177L238 176V180H239V185H236V186H238L237 187V189H241L242 187L243 188H246V189H244V190H249L250 191V189L251 190H253L254 188V192L255 193H257V195L259 196V195H261V193H262V195L261 196H259V198H261L260 200L261 201H258V202H253V201H256L255 200V198L256 199H259L258 197H256L255 196V193H253L254 195H253V197H251L252 195H250V197L248 196L247 198H248V200H247V198H245V199H242V201L243 202H245L244 204H242L243 202L240 200V201H237L236 203H233V205L231 204V206H230V208H232V209H234V207H236V209L235 210H239V211H241L242 213H243V215L241 216V220L242 221H246L249 217L248 216H250V218L248 219L249 220V223H250V226H249V231H251L252 230V232H248V234L249 235H246V237H248V238H245V236H244V240L242 239V241L244 242V243H246V245H247V247H248V249H250V253H251V255H253L254 257H257V262H256V264H261V261H262V264H264V234H263V232H264V226H262L263 224H264V211L262 210L264 207H262V206H264V178H262L263 180L261 181L260 179V177H258L259 179V181L258 180H255L254 181V178H253V176H251L252 174L250 173V172H247L246 171V168L248 167L249 169H253L254 170V172L256 171V172H263L264 171V158H260V161L261 160H263V161H261V163H259V161L258 162H256V163H258V164H255L254 162L258 159L259 160V158H255V161H254V156L255 157H263L264 156V152L261 154ZM253 154V156H252V158H251V155ZM255 154V155H254ZM260 154H261V156H260ZM210 155V157L209 158H203V157H208V156ZM259 155V156H258ZM98 156V155H97ZM213 156V157H212ZM99 157V161H101L102 162V157H105V155H103V156H101V155H99L98 156ZM102 158V159H101ZM251 159V160H248V159ZM208 159H210V163H209V160ZM96 160H97V158H96ZM201 161V163H199L200 161ZM99 161H97V162H99ZM207 161V162H206ZM241 161L243 162L242 163V165H241ZM249 161V162H248ZM250 161H251V165L252 166H250ZM246 162V165H244V163ZM263 162V163H262ZM80 163V162H79ZM78 163V164H79ZM82 163V162H81ZM80 163V164H81ZM248 163H249V165H248ZM83 164V163H82ZM81 164V165H82ZM85 164V163H84ZM88 165H92L93 164V166L95 165L94 163H87ZM211 164L209 165V166H211ZM260 164H262V166H263V168L261 167V166H259ZM97 165V164H96ZM95 165V166H96ZM108 165V164H107ZM106 165V168L105 169H103L102 167H101V164L100 165H98L100 168H102V169H100V170H98V176L100 177V178H103V177H107V173H106V171L108 170V169H110L111 170V168L109 167V166H111V165H109V166H107ZM204 165V164H203ZM213 165V164H212ZM228 165L229 164H227V165H225V167H222L223 169H222V171H220L221 170V168L220 169H217V170H219V171H217L218 172V174H215V173H217V172H215L214 170H212L213 172H214V174H213V172H211V169L208 171L209 173H204V174H207V175H202V176H198V179L199 178H202L201 179V181H204V182H209L208 180H205V179H209L210 181H211V183H216V184H214L215 185V187H216V185H218L216 188V190L218 191L217 193L219 194L220 193V195L221 194H223V195H228V193L230 194L231 192V190L233 189V188H231V187H229V188H227V185L224 183V180L222 181V183L223 184H221V180L223 179V177H224V175L226 174V173H228L229 171H230V169H229V167H230V165H229V167H228ZM248 165V166H247ZM257 165V166H256ZM246 168H245V167ZM258 168V166H259V168L256 170V169H254V168H256V167ZM97 167V166H96ZM109 167V168H108ZM200 167H202L201 165H200ZM239 167H242L241 168V171L239 170L240 168ZM243 167L245 168L244 169V171H243ZM228 168V169H227ZM248 168H247V170H248ZM261 168V169H260ZM227 169V170H226ZM263 169V170H262ZM259 170V171H258ZM224 171V172H223ZM227 171V172H226ZM240 171V172H239ZM236 172V173H237ZM246 173V174H244V173ZM225 173V174H224ZM242 173V174H241ZM251 175H250V174ZM209 174V175H208ZM212 174V175H211ZM245 176H244V175ZM247 174H249V175H247ZM104 175V176H103ZM211 175V176H210ZM218 175V176H217ZM221 175V176H220ZM247 175V176H246ZM103 176V177H102ZM207 177V178H205V177ZM209 176V177H208ZM220 176V177H219ZM240 176H241V178L242 177H244L243 179H241L240 178ZM249 176V177H248ZM216 177H218V178H216ZM252 177V178H251ZM205 178V179H204ZM214 178H216V179H214ZM222 178V179H221ZM2 179V178H1ZM1 179H0V181H1ZM204 179V180H203ZM245 179V181H244V183H242L243 182V180ZM246 179H249V181L247 180V183H246ZM4 180V181H3ZM5 180L6 181H8L9 179H7V178H3L2 179V181H1V183H0V191H1V189H2V194H0V199L2 198V200L0 201L1 203H0V222L1 223H4V224H6L7 226H9L8 227V229L9 230H11V231H9V230H7V228L5 229V230H7V231H5L4 229H2L1 227H0V264H144V262H143V259H145L147 262H148V264H153V263H155V264H163V261H165V263L164 264H166V263H168V262H171V257H175V255H176V257L177 258H175L174 259V257L172 258V259H174V261H172V262H175V260H177L179 263L178 264H180V262L182 263V264H206V263H203L204 262V260L203 259H200V256H194V254L192 255V252H191V254H190V251H191V249L189 248V247H187V246H181L180 248H178V247H176L177 249H174L175 250V252H173L172 251V249H171V247H172V241H171V239L172 238H170L169 237V235L165 232L164 233V231L161 229L162 227L160 226V223L158 222L159 221V218L161 219V217H156L153 213H152V211L151 210H144L143 208H141V210H138L137 209V207H132V209H133V212L130 210V207L128 208V209H126L127 207H126V205H128V204H126V203H128V202H126V203H120V205H118V204H116V202H121V196H122V194L123 195H125V196H128L129 194V197H126L127 198V200H129L128 198H132V197H137V198H134V199H139V200H143V201H149V200H152V198L154 197V196H156L158 193H157V191H156V189H155V187L154 186H149V187H151V188H148V187H144V186H141L140 184H137V183H134V181L133 180H130V181H128L127 180V182H129L128 183V185H133L134 186V188H132L131 190H132V193H133V191H134V193H133V195H131L132 193L130 192V190H128V188L130 189V186L128 187H124L123 185H121V181L119 182L118 180H114L113 181V183H114V185L111 183V189H115V191H117V190H119L120 191V193H119V191H117V195H118V197H119V199H118V197L117 196H115L114 197V199H115V201L116 202H114V199H112L113 200V202L115 203V204H113V205H111L110 206V204H107V203H104V205H103V202L105 201L104 200V198H102L101 196H99L100 195V193L99 194H97V196L95 197L96 198V201H97V203L95 204V211H97V213H99L101 216H103L104 218H105V220L107 221H112L111 219H113V217L115 216H113L112 214L111 215H109L111 212H115L114 214H116V216H118V215H122V214H134L135 213V216H136V218H138V220H139V217L141 218L139 221L138 220H136V221H134V223L138 226V225H141V224H139L140 223V221H142L141 223H142V227H147V228H149V230H148V234H151V235H148V236H146V235H142L143 236V240H144V242L146 243V241H147V243L149 244V246L150 247H153L155 250L156 249H160V250H158L160 253L161 252H163L164 250H162V248L163 247H165V248H163V249H165V254L167 253V255H165V254H163V253H161L162 255H164V257H166V259L168 258V255H170L171 257H170V259L168 258L167 260L162 256V257H160L161 256V254H159L158 252H157V250H156V252H157V254H159V255H157V254H148L147 252H148V244L146 245V244H142L141 242V249H140V247L138 246V244H136V243H131V244H134V245H131V244H127V243H130L129 241H124V240H121V239H118V240H114V241H108L107 239H104L103 240V238H101L100 236L98 237V236H95V235H89V236H87V237H82L81 235V233H78V230H76L75 228H74V223H72L73 224V227H72V224H71V222H69V221H66V219L68 220L69 218H67L68 216H69V210H70V208H68V207H62V208H59V209H57L56 211H53V212H47L46 211V209L44 210V207H41V208H37V209H35V208H33L30 204L32 203L31 201H33L34 202V200H35V198L36 197H39V196H35V195H37L38 194V192L36 193V192H34L33 191V193H32V190H30L31 192H25V194H27V195H25L24 194V192H23V194L21 193V195H23L22 197L24 198H21V196H18L17 195V193L15 192V193H13L14 191H16V189L18 190V188H19V183L20 182H16V181H11V180H9L8 182H9V184H8V186L10 187H8L7 185H6V182H5ZM200 180V179H199ZM213 180H218V182L220 183V185H219V183L217 182V181H213ZM13 183V185L14 186H17L16 188H13L12 187V183ZM116 181V182H115ZM213 181V182H212ZM258 181V182H257ZM4 184H3V183ZM7 182V183H8ZM15 182L16 183H18L19 185H17V184H15ZM119 182V183H118ZM242 184H241V183ZM248 182H251V184H249ZM260 182H262V183H260ZM11 183V184H10ZM131 183H133V184H131ZM218 183V184H217ZM257 183L258 184H261V185H257ZM2 184H3V186H2ZM253 184V185H252ZM226 185V186H225ZM240 185H242V186H240ZM248 185V186H247ZM258 187H257V186ZM263 185V186H262ZM1 186H2V188H1ZM116 186V187H115ZM126 186V185H125ZM241 188H240V187ZM246 186V187H245ZM250 186V187H249ZM256 186V187H255ZM260 186L262 187V188H260ZM4 187V188H3ZM73 187V186H72ZM72 187H69L70 189H72ZM132 187V186H131ZM226 187V188H225ZM234 187V186H233ZM122 190H121V189ZM231 188V189H230ZM258 188L260 189V190H258ZM4 189V190H3ZM6 189H7V191H6ZM9 189V190H8ZM13 189H15V190H13ZM68 189V188H67ZM117 189V190H116ZM151 189V190H150ZM263 189V190H262ZM10 190L11 191H13V192H11V194H10ZM261 191L260 193L258 192V191ZM4 191V192H3ZM153 191V192H152ZM156 192V194H154L155 192ZM220 191V192H219ZM223 191V192H222ZM130 192V193H129ZM139 192V193H138ZM225 192V193H224ZM33 196H31L30 194ZM6 194H8V195H6ZM35 194V195H34ZM135 194V195H134ZM25 195V196H24ZM31 196L33 199H30L31 197H28V199H27V196ZM38 195H40V196H43V198H40L39 197V199L42 201V203H43V205L44 206H47L48 204L47 203H49V200H51L52 201V199L51 198H48V197H46V196H44L43 194H38ZM120 195V196H119ZM143 195H145V196H143ZM5 196V197H4ZM158 196V195H157ZM11 197V198H10ZM20 198V199H16V200H14V199H12V198ZM98 197H99V199H98ZM117 197V198H116ZM144 199H143V198ZM4 198V199H3ZM5 198H7V199H5ZM11 200H13V201H15V202H17L18 203V201L20 202V203H18L19 204V206H18V204L17 203H15V202H13V201H10V199ZM147 198V199H146ZM250 198V199H249ZM263 198V199H262ZM25 199H27L24 203L22 202V200H25ZM101 199V200H100ZM117 199V200H116ZM146 199V200H145ZM211 199H212V201H216V200H218L217 199V196L216 195H213L212 197H211ZM3 200H5V201H7L6 203L3 201ZM31 200V201H30ZM104 200V201H103ZM249 202H251V203H249V207H248V204L246 203L247 201ZM8 201H9V203H8ZM30 201V202H29ZM102 201V202H101ZM153 201V200H152ZM170 200H166L165 201V203H167V202H169ZM220 202L222 201V199H220L219 200ZM263 201V202H262ZM13 202V203H12ZM238 202H239V204H238ZM262 202V204H260ZM11 203V204H10ZM23 203V204H22ZM101 203V204H100ZM129 203H131V202H129ZM182 203L183 202H181L180 203V205L179 206H182ZM255 203V204H254ZM258 203V204H257ZM15 204V205H14ZM21 204V205H20ZM47 204V205H46ZM100 204V205H99ZM108 206H107V205ZM124 204V205H123ZM131 204H133V203H131ZM251 204V205H250ZM257 204V205H256ZM5 205H7V206H5ZM9 205H10V207H9ZM27 205V206H26ZM166 206H173L172 204H165ZM235 205V206H234ZM243 205V206H242ZM13 206V207H12ZM25 208H24V207ZM31 206V207H30ZM99 206V207H98ZM253 206H255V207H253ZM17 207V208H16ZM28 207H29V209H28ZM114 207V208H113ZM117 207H120L119 208V210H118V208ZM255 208V209H253V208ZM43 208V209H42ZM97 208H101L100 210H97ZM124 208H125V210H124ZM181 207H179V209H180ZM183 209H182V211H187L184 207H182ZM240 208V209H239ZM247 208V211L246 210H244V209H246ZM261 210H260V209ZM107 209V210H106ZM109 209L110 210H112V209H114V211H109ZM250 211H249V210ZM252 209V210H251ZM258 209V211H256ZM33 210V211H32ZM103 210H106V214H105V211L103 212ZM181 210V209H180ZM36 211V212H35ZM46 211V212H45ZM126 211H127V213H126ZM257 212V213H255V212ZM38 212H39V214H38ZM42 212V213H41ZM57 212H59V214L57 213ZM102 212V213H101ZM117 212H118V215H117ZM251 212V213H250ZM252 212L254 213V214H252ZM262 212V213H261ZM40 213H41V217H40ZM47 213H49V214H47ZM52 213H53V215H52ZM54 213H55V215H54ZM64 213H65V216H67V217H65L64 218ZM67 213H68V215H67ZM96 213V212H95ZM105 215H104V214ZM251 215H250V214ZM168 214V213H167ZM190 214V213H189ZM248 216H247V215ZM48 215V216H47ZM106 215H108L109 216V218H108V216H106ZM246 217H245V216ZM8 216V217H7ZM39 216V217H38ZM46 216V217H45ZM145 216V217H144ZM163 216V215H162ZM188 216V215H187ZM252 216V217H251ZM261 216V218L259 219V221L257 220L259 217ZM5 217H6V219H5ZM164 217V216H163ZM165 218V217H164ZM164 218H162L163 220H164ZM173 217H171V219H172ZM247 218V219H246ZM252 218L254 219V220H252ZM3 221H2V220ZM65 220V222H66V225H65V223H63L64 221H62V220ZM154 219V220H153ZM158 219V220H157ZM5 220V221H4ZM9 222H7V221ZM155 220H157V221H155ZM148 223H146V222ZM148 221H150V222H148ZM165 221H166V219H165ZM254 221H257V222H254ZM11 222V223H10ZM156 222H157V224H156ZM161 222V221H160ZM252 222V223H251ZM253 222H254V224H253ZM260 222V223H259ZM8 223V224H7ZM69 224V226H70V228H69V226H68V224ZM145 223V224H144ZM256 223V224H255ZM10 224H12L13 226L15 225V227H12ZM144 224V225H143ZM147 224V226H145ZM149 224H150V227H149ZM259 224H261V226L259 227ZM65 226V227H64ZM67 226H68V228H67ZM152 226V227H151ZM11 227V228H10ZM140 227V226H139ZM141 227V228H142ZM259 227V228H258ZM150 228H152V229H150ZM155 228V229H154ZM250 228H253V229H250ZM12 229L16 232V234H13L14 233V231L12 232ZM16 229V230H15ZM173 230H175L176 232H178V233H180L181 234V231H186V230H189L190 228L189 227H187V224H182L181 226H178V227H176L175 225H174V227L172 228ZM255 229H257V230H255ZM254 231V232H253ZM263 231V232H262ZM7 232V233H6ZM12 232V233H11ZM74 232V233H73ZM150 232V233H149ZM188 232V231H187ZM259 232V233H258ZM152 233H153V235H152ZM194 233H196V234H200V231H197V230H194ZM261 233H262V235H261ZM11 234H13V235H11ZM76 234H78V235H76ZM163 234H165V235H163ZM257 234V235H256ZM80 235V236H79ZM259 235V236H258ZM91 236V237H90ZM95 236V237H94ZM150 236L152 237L153 236V238H151L150 240H152L151 242L154 244V246H152L153 244L152 243H149L150 242V240H149V238H150ZM249 236H251L250 238H249ZM255 236H257V237H255ZM75 237V238H74ZM99 238V240H98V238ZM144 237H146V238H148V239H146V238H144ZM156 239H155V238ZM253 237V238H252ZM259 237H261L260 238V240L258 239ZM91 238H94V240L93 239H91ZM157 238L159 239V240H157ZM255 238V239H254ZM101 239V240H100ZM155 239V240H154ZM165 241H167V242H165ZM248 240V242H247V240ZM253 239V240H252ZM27 240H28V242H27ZM30 240V241H29ZM95 241V242H93V241ZM105 240H107V243H105L106 241ZM162 242H161V241ZM251 240V241H250ZM91 241V242H90ZM103 241H104V244H103ZM253 241L255 242V243H253ZM259 241V242H258ZM117 242V243H116ZM123 242H125V243H123ZM258 242V243H257ZM97 243V244H96ZM117 245H116V244ZM170 243V244H169ZM31 244V245H30ZM95 244V245H94ZM110 244H111V246H110ZM120 244V245H119ZM123 244H125V245H123ZM152 244V245H151ZM254 244V245H253ZM257 244H259V246H256L255 247V245H257ZM128 245H129V247L130 248H126V247H128ZM144 245V246H143ZM163 246V247H161V246ZM249 245H252V246H254L253 247V249H252V246L251 247H249ZM120 246V247H119ZM157 246V247H156ZM93 247H95V248H93ZM122 247H124V249L122 248ZM149 247V248H150ZM156 247V248H155ZM258 247V248H257ZM73 248V249H72ZM139 248V249H138ZM259 248H261V250L263 251V252H261L260 251V249ZM114 249H116V250H114ZM123 249V250H122ZM147 249V250H146ZM170 249H171V251L173 252V254H172V252L170 251ZM71 250V251H70ZM124 250H126V251H124ZM136 250V252L137 251H139L140 252V250H141V254H143L144 255V252H145V255L143 256L142 255V259H141V263H140V261H137V260H139V258H136L135 256L134 257H132L131 256V254L133 253V254H135V252H133V251H135ZM177 250V251H176ZM180 250H181V252H180ZM252 250V251H251ZM132 251V252H131ZM144 251V252H143ZM254 251H256V252H254ZM257 251H258V253H257ZM74 252V253H73ZM76 252L78 253V254H76ZM247 253L248 255L250 254V253ZM252 252H254V253H252ZM260 252H261V254L263 255V257H262V255L260 254ZM66 253H68L69 255H67ZM72 253V254H71ZM146 253H147V255H146ZM175 253V254H174ZM74 254H76V255H74ZM132 254V255H133ZM172 254V255H171ZM257 254H260V255H257ZM72 255V256H71ZM63 256V257H62ZM68 256V257H67ZM130 256V257H129ZM148 256V257H147ZM67 257V258H66ZM76 257V258H75ZM126 257V258H125ZM150 257V258H149ZM198 257V258H197ZM216 261H214V262H212V264H234V262H232L231 261V258L230 257H228L227 255H225V256H223L222 255V253L219 251V252H217L216 253ZM75 258V259H74ZM96 258V259H95ZM124 258V259H123ZM195 258V259H194ZM135 259V260H134ZM161 259H162V263H161ZM261 259V260H260ZM263 259V260H262ZM67 260V261H66ZM144 260V261H145ZM88 261V262H87ZM135 261V262H134ZM137 261V262H136ZM98 262V263H97ZM134 262V263H133ZM147 262H145V264H147ZM157 262V263H156ZM260 262V263H259ZM176 263V262H175ZM177 264V263H176Z\"/></svg>",
    "mask_w": 264,
    "mask_h": 264
}]
</instances>
